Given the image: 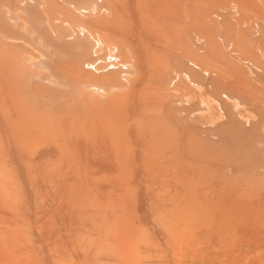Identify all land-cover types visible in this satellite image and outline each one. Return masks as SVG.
<instances>
[{
	"label": "rangeland",
	"instance_id": "374dc122",
	"mask_svg": "<svg viewBox=\"0 0 264 264\" xmlns=\"http://www.w3.org/2000/svg\"><path fill=\"white\" fill-rule=\"evenodd\" d=\"M7 1L6 0H0V111H1V113H3L2 116L0 114V116H1L0 118L3 120L0 122H2L1 126H2L3 122L6 126V127H4V125H3L2 127H0V171L4 170V171L0 172V179H1L0 180V182H1L0 187L4 184L0 188V190H1L0 191V222L2 221V224L0 223V232H2V233L4 232L6 234V236L9 235L8 236L9 239L6 236H4V233L3 234L0 233V236L3 235L2 237L6 238V240L4 239L5 243L3 241V244H1L2 240L0 241V245H1L0 249H2V251H0V252H2V253H0L1 254L0 255V264H25V262L27 264L28 262L32 261L33 259L35 261H37V259H36V257L38 256L37 255L38 254L37 253V251H38L37 250V248H38L37 243H39L40 241L37 243H33L31 245L32 240L28 236H30V234H29L30 230H32V229L40 230L42 226L43 227L40 230L41 233H43V235H45V236L47 234L46 238L44 236V238H43L44 241H42V242H46L48 244H53L54 246L58 247V249H60L59 247H61V249H62L63 245L64 246L69 245L68 248H70L71 250L74 247L73 248L74 251H76V249H78V248H79L78 250L82 249V251H80V253L83 252L82 253V256H83L82 260H80L82 256L80 255V253L78 251H76L79 253V254L76 253L77 255H75V253L73 252L75 260H73V259L72 260L74 262L78 261L76 264H87V262H88V264H97V262H98V264H110V263L116 264L114 258H112V260H110L111 262H109L108 260H105V258L102 259L104 256L102 254L106 250H108V252H110V254H111L110 255L111 257L112 256L116 257L118 254V251H120V249H121V251H122V249L123 250L125 249V251L129 250V249L126 250V248H124L125 244L123 245V248H122V243H123L122 238H124L125 235H127V233H128V235L126 236V239L129 243L124 238L126 241L124 243L128 244V245L126 244L127 246L125 245V247H127V248H129L128 246L131 245L130 244V243H132L131 241L134 240V238H132V240H131V237L132 236H138L139 232L144 227V224L146 227L149 224V222H150V224H149L150 226H148V227H151L152 230H155L154 233H157L156 234L157 238L161 237L158 233V230L156 229L157 228L156 226L160 225L158 222L160 219L157 220V218H158L157 217L155 220L154 217L153 218L151 217L152 215L151 216L148 215V214H153L154 210L156 208L158 209V211L160 210L159 213H161V214L163 213L162 216L167 213L168 221L170 224H173L177 221H181V219H183L185 217L184 221L188 223V224L186 223L187 226H185L186 224L184 225V227H181L183 225L178 226L180 229L181 228L183 229L186 227H190L191 219L194 220V219H198V218L200 219L201 218L203 220L208 216L210 217L211 215H210L209 211L211 210V204L212 203H215L217 205V206L216 205L212 206L214 208L216 207L215 208L216 213L211 211V212H213L214 217L216 216L215 218L217 220H220L222 216L224 217L223 211H226V209H233L234 211H237V212H238V210L239 211L241 210L242 212H244L245 210L250 209V207H253V206H251L253 203H254L253 204L254 207H255V204H256V206L259 207L258 203L262 202V200H260L262 197V194L264 196V191H263L264 187H262L264 185V179H263L264 175H262L263 178L260 175V172H261V174L264 173V170L262 169V168H264V165H263L264 164V119L262 117V115H264V112L261 111L262 108L264 107V104L259 105V104H261V102H263L262 100L264 99L263 98V96H264V94H263L264 93V88H263L264 87L263 86L264 80L259 81V80H262V78L257 77L259 79H256V77H254L255 74L257 75V72H254L255 68L253 69L252 66L248 65V63H247L248 67H246V65H245L246 62H244V64H243V60L240 59L242 56L240 57L239 54L236 55V53L226 52V55H227L226 57H228V54H229V58L227 60L232 62V60H234L235 56H236L237 60L238 59L241 60V61L238 60L240 62L239 64H241V66H242V64L245 65V67L247 68L246 71H245V67L244 66L243 67H244V71L246 72V74H245V72H243L244 73L243 74L240 71V70H242L243 67L239 66V64H237L238 61L235 60V61H237V63L235 61H234L235 63L232 62V63H234V64H232V66H233L232 72L236 71V73L238 72L237 74H239V73H240V75L243 74V77L245 78V82L248 85L243 83V81H244L243 79H241V78L239 79V77L236 78V76H239V75H236L235 73H232L230 71L234 75V77L236 78L235 80H237V81L233 82L232 81L234 79V77H233L232 79H229V81H230V82L228 81L229 83L227 81H225V82H223L224 85L222 87L218 85L217 87H219V88H217L216 86L212 85L213 82L212 83L210 82L211 76H209V74H207L205 72H203V74H200V72H198L197 76H199V77H196V78L200 79V77L203 76V77H205V79L208 78L209 80L204 79L203 82L196 80L195 83L194 82L190 83V85L187 88H183V87L180 88V86L178 85V80H179L180 75L183 73V71L181 70V68L180 69H178L177 67H174L176 69L172 68L171 71H169L168 75H171L173 77L169 76V77H171V79L169 78L170 80H168L167 83L169 84V82L171 80H173L172 78H174L176 76V79H174V83L172 82L174 84V86H172L174 89H172V87H170V88L165 87L166 88L165 91L168 90L166 92L167 97H168L169 93H171V91H172V93L168 97L169 100H167V97H166V100L168 102L166 100H164V102H162L163 99L161 101L162 104L164 103L163 105L165 107L169 106L168 108H172L171 110H173L175 107L176 110L174 109L173 110L174 113L172 112L173 113L172 114L171 110H169L168 108H167V110H164L165 109L164 106H163L162 111L160 109L158 110L155 100H153V102H152V100L150 102L147 101L149 99V97L147 96L149 93L146 95L148 98L147 97L146 98L145 97L140 98L141 96L145 95V93L150 91L149 89H148V91H145V92L143 91L144 93L142 92V90L139 91L142 84L144 86V82L142 81L141 75L143 74V72L145 70L144 71L141 70L142 73L140 72V74L139 73H137L136 75H134V73L130 74V75H134V77L133 76L130 77L132 79V84L130 85V82H131V79H130V82L128 83L129 86H126L127 83L123 80L124 76L127 75L128 72L122 73V72H118L117 69H113V68L109 69L108 68L109 71H104L102 74H99V73L97 74L96 72L89 70V69H91V67L88 66L89 64H91L90 61L93 62L94 58L97 59V58H99L98 56L105 54V51H104L105 49H102L100 46H98L96 44L94 45L93 41L91 42L90 40H88L86 38L87 36H84V37L79 36V37H77V39H75L74 37H71L69 34L70 28H68L69 25L71 27L72 24L76 25V23H78V18H75V16L76 15L80 16V14H78L76 9L78 7L82 8V6H81L82 4H80V3H83L84 0H80V2H79V0H76V2H75V4H77V5H75V6H77L76 9H74L75 6L74 7L72 6V5H74L73 4L74 0H69V1H71L70 4H72V5L67 4V3L65 4V3H63L62 0H61L62 3L59 0H58L59 2L57 0H54V2L56 1L57 4L59 3L58 5L55 4V6H54V8L57 7L56 9L58 11H61V13H60L56 10L58 12V14L60 13L62 16V15H64V13H67V15H68V17H67V15L65 14L67 22H64V24H63V22L62 23L59 22L58 19H60V21L61 20L64 21L65 15L63 18L62 17L59 18V16H60L59 15L58 18L56 17V19L54 18V16L55 15L57 16L58 14H55L52 18H51V16H49V15L53 14L52 12L48 11L49 8H51L50 3H49V2H51V0H45L46 5H45V3L44 4L42 3V0H40V1H38V0L30 1L29 0L28 2H30V3H28V2L21 3L23 0H18V4H16V5H15L16 0H11V1H13L12 2L13 4L12 3L9 4V2H8L9 5L7 4ZM88 1L89 0H87V1L85 0L86 3L83 4V7L84 6L86 7L87 3H89V4L91 3V1H89V2ZM43 2H44V0H43ZM66 2H67V0H66ZM39 3H41V4H39ZM47 3H49V4H47ZM78 4H80V6ZM19 5H21V6H19ZM47 5H48V7H47ZM90 5H93V3ZM3 6H5V7H3ZM103 6H105V5H103ZM72 7H73V9H72ZM87 8H88V6H87ZM44 10H45V12H44ZM74 10L77 13H75V12L73 13ZM50 11H53V10L51 9ZM56 11H54V12H56ZM104 11L106 13V10H104ZM73 14H75V15H73ZM82 16H84V15H82ZM87 16H84V17H87ZM84 17L79 18V20H81V22L83 24H86V25H87V23L90 24L91 18L88 19V20H90L88 22V20H86ZM68 19H70V20H68ZM82 19H83V21H82ZM225 19H227V16L225 17ZM56 20H58V21H56ZM70 21H72L73 23L71 22V24H70ZM230 21L231 20L228 19V22H230ZM81 22H80V24H82ZM228 22H225V24ZM74 25H72V26H74ZM77 25H79V23ZM91 25H92V23L90 24V26ZM220 32H222L224 34H221ZM220 32H219L218 36H220V34H221L220 37L224 36L226 38V36H228V33L225 32V29H222V31L220 30ZM226 33H227V35H225ZM53 36H58L59 39L57 40V37L55 39ZM224 37H222V39L221 38L219 39L217 37L218 38L217 40H218V43L227 50V48H228L227 44L230 42L228 39L230 38V40H231V37L229 35L227 40ZM253 39H254V37H252L250 39L251 45L253 44V41H254ZM189 40H190V38H189ZM190 41H192V40H190ZM194 42H196V41L194 40ZM194 42L192 41L190 43L194 47L197 46L196 51H198V49H200L202 46L199 47L198 42H196V44H194ZM230 43H229V45H230ZM134 45H135V47L133 48L134 51L136 49L138 50V48H137L138 46H136V44H133V46ZM114 46H110V48L106 51V53L112 52V51L115 52L116 49L114 48ZM98 47L100 48V51L102 50V52L99 51L100 53H96L97 50H99V49H97ZM79 51L81 53L84 51L83 53L85 55L79 54L80 53ZM80 55H82V56H80ZM186 57L190 58L188 56V54ZM92 58H93V60H92ZM80 59L82 62L80 61ZM77 60H78V63L81 62L79 66L84 67V68H80V70L85 71V72L83 71V76L87 72V74H88L87 76L89 79H84L83 77L81 78L82 75H80V74L82 73V71H79L78 67H74V65L78 66ZM125 60H123V61L125 62ZM128 60H130V59H127L126 61L128 62ZM86 62L88 63V65L83 66V64H87ZM128 63H130V62H128ZM177 65H175V66H177ZM77 68H78V71L80 74L77 73L78 71L76 72ZM130 69H131V67H130ZM250 70L251 71L253 70L254 75H253V73L250 72ZM131 71H132V69H131ZM146 71L147 72H144V78L151 77V76L147 75L149 73L148 70H146ZM248 71L250 72V74H248ZM145 74H146V76H145ZM153 74L154 73H152L151 75H153ZM79 75H80V77H79ZM214 75L216 76V74H214ZM216 77H218V76H216ZM167 78H168V76H167ZM230 78H231V76H230ZM246 78L249 80V83L247 82L248 80H246ZM253 78H255V80L253 82H251V79L253 80ZM147 79H149V78H147ZM213 79H214V77H213ZM200 80H203V78H201ZM146 82H149V81H146ZM196 82H198V83H196ZM239 82L243 87L246 86L245 87L246 89L244 90V88H243V91H242L241 85H239L241 87V89L237 87L238 89H240V91H239L240 94L238 92H236L237 88L235 86L232 87L233 89L236 88L235 91L230 86V84H233V83L236 84V86H238L237 84H239ZM255 82L257 84L260 83L262 86L261 85L256 86ZM167 83L164 86H167L168 85ZM172 83H171V85H172ZM243 84H245V85H243ZM146 85H148V83ZM150 86H151V88H150L151 90H152V88H154V90H156V88H155L156 85L154 86V85H151V83H150ZM164 86H162L163 87L162 89H164ZM247 86L250 89L249 92L256 93L255 95L257 96V100H259L260 103L257 100H254L253 94L249 93L250 96L253 98L249 97ZM158 87L159 86H157V88ZM215 87L217 88V90L218 89H220V90H218V91L216 90V92H215L214 91L216 89ZM260 88L263 89V90H260V91H262L261 93L259 91ZM170 89H172V90L169 91ZM211 90L213 91V94H216V95L212 94L213 95L212 96ZM162 91H160V92H162ZM165 91H164V93H165ZM175 91H176V93H175ZM228 91H229V93H228ZM241 91L244 93L247 91L248 97H246V95H245L246 93L245 94L241 93ZM158 92H159V90H158ZM233 92H234V95H233ZM173 93H174V95H172ZM217 93L220 94L219 98L217 96ZM222 93H223V95H221ZM150 94H151V92H150ZM160 94H158L160 97H164L163 92L161 94L162 96ZM229 94H230V96L232 94L231 97H234V98L227 96ZM257 94H262L263 96L262 95L261 96L263 99L260 100L259 99L260 97L258 98V96H260V95H257ZM241 95H243L242 98L244 97L245 100L241 98ZM137 96H139V97H137ZM226 96L231 98L232 100H229ZM144 98L146 99L147 102L144 100ZM213 98L216 100H214ZM223 98L225 99L226 102H223L224 101ZM250 98H251V100L253 99L254 101L247 100ZM179 99L181 102L178 103ZM243 100L244 101L247 100L246 103ZM169 101H170V103H169ZM161 102H158L157 104H159ZM165 102H167V104H165ZM218 102L222 103V104L220 105ZM250 102H252L253 104H250ZM227 103L229 105H227ZM196 105H198V106H196ZM253 106H254L255 110H257V108H259L260 109L259 111L263 112V114L262 113L260 114L258 112L256 113ZM258 106H260L261 108ZM179 107L183 108V109H179ZM221 107L223 110L221 109ZM159 108H161V105ZM186 109H187V111H186ZM213 109H216L215 114L214 113L212 115L209 114V111L212 112ZM232 109H234L233 110L234 112L232 111ZM254 111H255V113H253ZM223 113H225V116L223 115ZM204 114L206 115V117ZM228 114L231 116H228ZM236 114L238 115L239 120H238V117L237 118L234 117V116H237ZM202 115H204L205 118ZM114 116H116L118 119L116 117H115L116 120L113 119L112 117H114ZM235 118L237 121H234ZM109 119H111V121H109ZM112 119L114 121H112ZM225 119L227 120L226 122H225ZM230 119L231 120L234 119V120L229 122L228 120H230ZM260 119L262 121H260ZM239 121H242L245 123H243V124H241L242 122L239 123V126L242 125V127H241L242 129L241 130L239 129V134H238V131H235V130H237L239 128V127L237 128V125H238L237 123ZM252 121L254 122V125H252ZM259 121H260V124H259ZM100 122H101V125H99V127H97L96 125ZM235 122H236V124H235ZM256 122H257L258 127L256 126ZM182 123H185L184 127H186V129L188 128L189 129L188 131H190V132H187V130H185V133H184ZM12 124L17 125V129H15L16 126L13 127ZM227 124L229 125V127H230V125H232L231 127H233L234 129L230 130L231 127L229 128L227 126ZM18 125H19V127H18ZM225 125L228 128H226ZM262 125H263V127H262ZM11 127H13L15 130L12 131ZM235 127H236V129H235ZM178 128L181 129L180 133L177 132V131H179ZM204 128H206V129H204ZM210 128L211 129L213 128V129L211 130ZM194 129H196V131H194L195 134L193 133ZM215 130L217 131V133ZM225 130H227V131L229 130L228 133ZM198 131H199V134L202 131L201 132L202 136L199 134L196 135ZM219 131H221V132H219ZM240 131L245 136H242V133ZM186 132H187V134H186ZM222 132H223V134H220ZM178 133L180 135L182 134L183 136H180ZM188 133H189V135H190V133L192 135V136L190 135V138H189ZM185 134L187 135L188 139L184 138L186 136ZM217 134H219V135H217ZM10 135H11V137H10ZM220 135L226 136V137H222L223 140L220 141V139H221ZM231 135H232V138H231ZM252 136L254 137V139ZM199 137L200 138L202 137L203 140L202 139H201V141L198 140ZM247 137H248V139H247ZM100 138H102L104 141L102 139L100 140L101 142L99 140H97ZM191 138L192 139L194 138V140H192ZM205 138H207V139L205 140ZM4 139H6L8 143H6V140H4ZM190 139H191V141H195V142H193V144L199 145V146H197L198 148H196V146H195L196 149H193L194 148V147H192L193 145L190 146L192 144ZM8 140H12V141H10L12 145L10 144V142ZM96 140L99 141L98 142L99 144H97ZM187 140H188V142H187ZM212 140H214V141H212ZM228 140L230 141V143ZM202 142H203V144L201 145ZM5 143L8 145H5ZM86 143H89V145L91 147L88 150V154H87V151H86V154H85V152H83L84 154L81 153L82 151L80 152L81 154L77 153L80 151V148L82 146H84ZM223 143H225L224 144L225 147L222 146ZM185 145H187L188 148L184 147ZM8 146L9 147L13 146V148H11L13 150L16 148L19 149L20 153L19 152L16 153V154H18V155H16V157H18L20 154V157H19L20 159L17 158V160L18 161L21 160V162H23V163L21 164L20 161L19 162H17V160L15 161L16 157H15V159H13L11 157L14 160V162H17V163H14L15 167L21 168L23 166L22 168L25 169L26 173L28 172V170L30 172V173L28 172L29 174L27 173L28 181H27V179H26V181L29 184L31 183L30 184L31 185L30 187L32 188V189L30 188L31 191L35 190V191H33V193H34V195H36V197L34 196L35 199H34V197H33L34 200L32 199V202L34 203L35 208H34V206L31 207L29 205L30 202L28 201L26 196H24L25 195L24 189L21 188V186H20L22 184L17 183V182H20L21 176H18L19 177V180H18V178L15 177V176H17V174H16L17 171L15 170L16 175H14V173H13V171H14L13 169H15V167L12 164L13 160L11 159L12 161H10V157H9V155L12 156V154L8 155V152H10V151L12 152V150H8L9 149ZM201 146H202V148H201ZM206 146H207V148H205ZM3 147L6 148V149L4 148L5 151H4ZM191 147H192V149H191ZM221 147H224V148H221ZM18 149H16V150H18ZM98 149H101V151L100 150L98 151ZM93 150H94V153H96L95 155L92 152ZM115 150L118 152L117 155L121 158L122 161L119 160L118 156L115 154L116 153ZM119 150L121 152H119ZM123 150H125L124 151L125 153L126 152L132 153L129 155L132 156L133 158L132 157L130 158L129 156H127L128 154L126 155L127 159H128V157L130 159H133V160H131V162H130V160H128L129 163H127V162L123 163L124 157L120 156V155L125 154V153L124 154L122 153ZM103 151L105 153H103ZM107 151H108V153H110V154H108L109 155L108 157H111L112 160L110 158L108 159ZM113 151H114V153H112ZM136 151H138V152H136ZM167 151H169L170 153ZM66 153H68V154H66ZM102 153H103V155H102ZM76 154H78V157ZM82 154L85 158L81 157ZM45 155H48L50 160L47 157H46L47 159H43V158H45ZM87 155H89V156H87ZM91 155H93L94 157H92ZM97 155H99V160L97 159V157H98ZM104 155L107 158H104L103 157ZM14 156H15V154H14ZM116 156H117V158H116ZM41 157H43V158H41ZM126 157H125L124 161H127ZM135 157L138 159H136ZM86 158L89 161H86ZM101 158H104V159H101ZM114 158L117 161L114 162V165L109 166V164H113V161H115ZM194 158L199 163H201L200 162L201 160H202V162H204V160H205V162H204L205 164H203V163H202L203 165L200 164L204 168L202 167L200 169L201 166H199L195 163ZM92 159L93 160L96 159V161L95 160L94 161L96 162V164H98V166L96 164H93L94 161L92 163ZM97 160L99 163H101L102 166L99 163H97ZM102 160H104V161H102ZM105 160L108 162H106ZM41 161H43L44 163ZM192 161H194V163H192ZM45 162L48 166H46ZM103 162L106 163L105 166H103L105 164V163L103 164ZM117 162H118V164L120 162L122 163V164L121 163L119 164L120 166H118V168L116 167L118 165ZM206 162H207V164H206ZM107 163H108V165H107ZM189 163H191V164H189ZM11 164L13 165L14 168L11 167L12 166ZM43 164H44V166L42 167ZM123 164H125V166ZM193 164L195 166H199V169H200L198 171L199 173L198 172L195 173L196 169L195 170L193 169L195 167ZM49 165H51V166H49ZM188 165H191V167L193 166L192 169H193L194 173H193V171L191 173L190 170H192V169L189 170L187 167ZM245 165L248 167H246ZM259 165H261V166H259ZM262 165H263V167H262ZM122 166H123V168L127 166L126 168H124L125 172H123L124 170H123ZM235 166H236V168H235ZM257 166H259V168ZM27 167H28V169H27ZM49 167L51 169H48ZM96 167H98L97 168L98 173H94L93 175H91L93 173V171L96 172ZM232 167L235 169L232 170ZM44 168H46V169H44ZM93 168H94V170H92V172H91V169H93ZM154 168H155L157 175H159V176L162 175L163 177H159V176L156 177V174L154 173L155 171L152 170ZM185 168H187V170H184ZM57 169H59V170L57 171ZM129 169H131V171L133 170V172H134V173L132 172L133 176L134 177L137 176V177L132 179L130 176L132 174L129 171ZM222 169H223V171H222L223 173L221 174L220 171ZM18 170H20V169H18ZM119 170L120 171L123 170V171L120 172ZM149 170H151V172ZM228 170H230V171H228ZM33 171H34V173H33ZM184 171L187 173H185ZM21 172H22V169H21ZM35 172H36V174H35ZM113 172L114 173L116 172L115 174H117L118 172H120L121 175L123 174L124 178H123V176H122V178L124 181L126 180L125 181L126 183L128 182L127 185H124L125 182L122 181V179H120L121 177L119 176V173H118V175L113 176V175H115ZM137 172L138 173L140 172L141 174H138ZM149 172L152 174L154 173L153 176H151L152 174H150ZM215 172H216V174L214 175ZM12 173L14 176L12 175ZM257 173H259L258 175L260 176L259 177L257 175L258 179H256V175H255ZM25 174H24V177L26 178L27 176H25ZM61 174L63 176H65L66 178L63 177ZM96 174H98V175H96ZM184 174L185 175L187 174V176H184ZM194 174H196V175H194ZM217 174L220 176H216ZM87 175H89V176H87ZM100 175L102 177H100ZM148 175H149V177H148ZM188 175H190V176H188ZM201 175H202V177H201ZM204 175L209 176V178L208 177L206 178L207 181L205 180L206 181V183H204L205 185L202 184L204 182L203 179H205ZM92 176H94L93 180H92ZM111 176L114 177V180ZM141 176H143V177H141ZM195 176L197 177V180H196ZM211 176L213 179L211 178ZM221 176L223 178H220ZM58 177H59V179H58ZM95 177H96V180L94 179ZM104 177H105V179H103ZM116 177H120V178H116ZM125 177H126V179H125ZM128 177H130V179ZM185 177H186V179H185ZM216 177H217V179L219 177V180L218 181L216 180V181L219 182L220 184L222 183L221 185L217 182H216V184L213 183V181L215 182L214 179H216ZM99 178L101 179L102 182L100 181ZM151 178H152V180L154 178V180L150 183L147 182L146 179H148V181H151ZM199 178L203 181H201ZM142 179H143V181H142ZM210 179L213 181H211ZM244 179L248 180V182H250V181L252 182V183L250 182L251 184L249 187L247 186L248 182H246V181L243 182ZM249 179H251V180L249 181ZM254 179L256 181L260 180L259 181L260 184L257 183L258 186H257V184L253 185V183H256V181ZM104 180H105V182H104ZM127 180H131L132 183L130 181H127ZM116 181L118 182V184ZM134 181L136 183H134ZM144 181H146V184ZM253 181H255V182H253ZM106 182L112 183L111 185L114 188L112 186H110V184L108 187V184ZM119 182L122 184H119ZM129 182H130V184H129ZM210 182H211V184H209ZM97 183L98 184L101 183V184L98 185ZM103 183H105V184H103ZM151 183H153V184L151 185ZM223 183L224 184L226 183L227 185L231 184V186L229 185L230 187H227ZM232 183L235 187L234 189L237 188L238 191L236 193L234 190V194H236V195L232 194L234 196H231V194H230L229 197L231 196V198H229L227 196V194H225L227 196V197H225L224 193L226 192V190H227L226 193H229L228 190L233 191V189L231 188V187H233ZM5 184L8 186H6ZM37 184H39V185H37ZM199 184H201L202 186L204 185L203 187L206 186L205 187L206 189H204L203 187L200 188L201 185H199ZM213 184H214V187L212 186ZM244 184H246V185H244ZM100 185H102L103 188H101ZM119 185H121V188ZM122 185H123V187H125V188H123V190H122ZM131 185L134 187H131ZM210 185L213 187V189H212V187H210ZM222 185H224L225 188H223L224 186H222ZM57 186H58V188H57ZM105 186H106V188H105ZM147 186H148V190L151 189L152 192H151V190L148 191L146 189ZM197 186H199V187H197ZM207 186H209L210 188H208ZM215 186H218L217 189H219L220 186H221V189L222 188L226 189V187H227V189L225 190V192L220 189L222 191V194H221V196L217 197V195H219L221 193V191H219V193H218L217 190H214V189H216ZM254 186H256V187H254ZM259 186L263 189H260ZM45 187H47V188H45ZM95 187H97L98 192L93 191ZM107 187L109 189L113 190V191L111 190V193H110L111 195H109L110 191L107 190L108 189ZM246 187H248V188H246ZM257 187H258V189H257ZM20 188L23 190H21ZM61 188L64 190H62ZM75 188L78 190H76ZM188 188H190V189H188ZM228 188H231V189H228ZM12 189L15 193L12 191ZM47 189L50 191V193ZM54 189H55V191H54ZM104 189L108 193L107 196L105 194ZM119 189L122 192L126 191L125 193H123L124 199L122 198V192ZM132 189L134 190V193H133ZM137 189L140 190L139 194H138ZM207 189H210L211 191H207ZM259 189H260V191L262 190L261 192H259V193H261L260 194L261 196H259L260 201L257 199V196L259 195L257 193V191H259ZM36 190H38V191H36ZM58 190L60 191L59 193H57ZM71 190H73L74 192H77V193H74ZM144 190H147L149 194L148 193L146 194L147 191H144ZM197 190H199V191H197ZM247 190H251L252 192L254 190H257V191H254L255 193L253 192L257 196L253 195L252 192L250 193ZM115 191H116V194L113 195V193H115ZM127 191H129V193H127ZM201 191H203V192H201ZM212 191L215 192L216 195L212 194L213 193ZM46 192H47V195H45ZM119 192L121 193V195H119ZM135 192H136V194H135ZM140 192H142V193L140 194ZM193 192H195V193H193ZM210 192H211V194H210ZM39 193H41V194L39 195ZM97 193H99V194H97ZM143 193L145 194V196L147 195L148 197H150V199H147L148 197L146 196L147 197L146 198ZM204 193H206V194H204ZM57 194H59V196ZM76 194H77V196H76ZM83 194H84V196H83ZM85 194H87V196ZM134 194H135V196H134ZM151 194H154V195H151ZM195 194L197 195L198 199H197ZM42 195H43V198H42ZM61 195L62 196L64 195V196L62 197ZM78 195H80V196H78ZM100 195H101V198H100ZM108 195L112 196V198L110 197L111 200L107 198ZM128 195H130V196L128 197ZM140 195L141 196L143 195L142 197L143 198L145 197L146 200L143 199ZM75 196H76V199H74ZM119 196H120V198L118 199ZM213 196H215V197H213ZM20 197H21V200L19 201ZM58 197H60V200ZM77 197H78V199H77ZM82 197H84V198H82ZM134 198L136 200H134ZM171 198H173V200ZM43 199L46 202L42 201ZM139 199H141V200H139ZM152 199H155V201H153ZM177 199H179V200H177ZM101 200H103V202ZM124 200L129 201V204H127V205H129L128 207H131V211H130L131 213L130 212L128 213L129 218L131 219L133 216H135V218L132 219V221L131 220L127 221V222L131 223V224H129L130 226L131 225L133 226L132 231H128V230H131L129 228V226H128V229L126 228L127 231H126L125 227H122V225L120 226V224H122V220H124V223H125V216L123 219L122 218L123 215L127 214V212L125 211V208H127L126 207L127 205L126 206L123 205L125 203ZM209 200H211V201H209ZM58 201L59 202L61 201V202L59 203ZM91 201H92L93 205H92ZM108 201H109V203H111L110 205H107ZM172 201L178 202L177 206H175V204L173 206L171 203ZM191 201H194V202H192V204L190 206ZM202 201H204L203 203H205V204H203V206L206 205L205 208L206 207L207 208L210 207V208H208V209L206 208L207 210H205L204 208H200L201 206L198 207V205L195 204L196 202H197V204H200ZM105 202H106L107 206L105 205ZM159 202L161 204H163L164 207L161 206ZM206 202H208V203L211 202V203H209V206H207L208 203H206ZM71 203H73V204H71ZM126 203H128V202H126ZM151 203H153V204L155 203V204L153 205ZM228 203L231 204V206H229ZM3 204H4V206H3ZM74 204H77V205H74ZM79 204H80V206H79ZM115 204H118V205H115ZM158 204L160 205V207H157ZM84 205L87 207L85 208ZM121 205L124 206V209H122V211H121V207H122ZM149 205H153V206H149ZM200 205H202V203ZM260 205L263 206V202L260 203ZM116 206H118L117 208H119L121 206L120 211L118 209H116ZM196 206L198 207V209L196 208V210H193V209H195L193 207H196ZM218 206H222V209L221 208L218 209L219 211L223 210V211H220V212H222L221 215H220V212L217 211ZM3 207L7 210V213H6V210L3 209ZM73 207L76 211L73 209ZM161 207H162V210H161ZM191 207L193 209H191ZM77 208H79V209H77ZM89 208L92 209V211ZM262 208L263 207H261V209ZM128 209L130 210V208H128ZM157 209L155 210L154 215H156ZM253 209H256V208H253ZM11 210L15 211L14 212L15 214ZM116 210H118V212ZM212 210H213V208H212ZM79 211H80V213H79ZM109 211H111V212H109ZM124 211H125V213H123ZM86 212H88V214L89 213L90 214L88 215ZM121 212H122V214H121ZM164 212H166V213H164ZM262 212H264V211H262ZM94 213H95V215H93ZM103 213L105 216L103 215ZM112 213L115 214L116 216L113 215ZM144 213L147 214L148 217H144L145 216ZM183 213H185L184 217L180 219V215L182 216ZM255 213H257V211ZM260 213L258 211L257 214H260ZM12 214H14L15 216H13ZM71 214H72V216H69ZM217 214H218L219 218L217 217ZM257 214H253V215H256V217L258 218L259 216L263 217L264 213L260 214L259 216H257ZM81 215H83V216L81 217ZM139 215L141 216V219L139 218L140 217ZM237 215L238 214H235V215H233V217L235 216V218H236ZM242 215H243V213L240 216L243 217ZM45 216H47V217L45 218ZM13 217H15V218H13ZM30 217L32 218V220H31V222L28 223L26 220H28L27 218H30ZM106 217H107V220L105 219ZM120 217L122 218V220L120 219ZM136 217H138L139 220L138 219L137 220L139 222L142 220V218L144 219V224L142 225L143 227L141 229H140L141 226L139 227V229H137L138 221L136 220ZM241 217L239 219L233 218L232 220L233 221L235 220V222L240 221L242 219ZM244 217H246V216H244ZM82 218H83V220H82ZM86 218L90 219L89 223H88ZM93 218H95V220ZM111 218L112 219L114 218L115 220L114 219L112 220ZM126 218H128L127 215H126ZM165 218H163V219H165ZM30 219H29V221H30ZM36 219L39 221H36ZM150 219L151 220L154 219L153 220L154 224L152 223L153 221H150ZM3 220H5V222ZM22 220L25 222H22ZM69 220H70V222H69ZM103 220H105V222ZM118 220L119 221L121 220V223ZM67 221H68V224H67ZM98 221H99V223H98ZM100 221H102V222H100ZM107 221H108V223H107ZM134 221H137L136 222L137 224L135 223L136 226H134V223H133ZM197 221L195 220L194 222H197ZM78 222L79 223L81 222V224H79ZM84 222L86 224H84ZM26 223H28V224L26 225ZM50 223H51V225H50ZM102 223H103V225H101ZM106 223H107V225L104 227V225ZM116 223H118V224H116ZM141 223H143V221L140 222V225H141ZM151 223L154 226H151ZM47 224H48V226H47ZM56 224L58 225V227ZM82 224L84 225L83 228H82ZM108 224L111 225L113 230L110 229V231H113L112 232L113 234L109 233L110 231L108 232L107 229L110 228V226ZM64 225H66V226H64ZM60 226H62V227L60 228ZM192 226H194V225L192 224L191 227ZM53 227L55 229H53ZM88 227H90V228H88ZM151 228L150 229L148 228V229L151 230ZM118 229H119V231H118ZM148 229H146V230H148ZM27 230H28V232H27ZM101 230L104 231L105 234L104 233L103 234L106 236H104L102 234L103 231L101 232ZM105 230H106V232H105ZM120 231H121V233H123V235L124 234L125 235L120 236L121 234L119 235L117 233ZM59 232L61 234H59ZM131 232L133 234H130ZM106 233H108L109 235ZM52 234H54V235L56 234L57 236L54 237V235H52ZM65 234L67 235L68 238L66 237ZM92 234L93 235L97 234V235L92 237ZM262 234L264 235L263 231H262ZM262 234H257L256 236H258V235L260 236ZM75 235H77L78 237L77 236L75 237ZM130 235H131V237H130ZM107 236H110V237H107ZM111 236H113V237H111ZM156 236L154 235V238ZM2 237H1V239H2ZM24 237L27 238V241ZM47 237H49V238L47 239ZM114 237H117V239L119 238L118 239L119 241L122 239V243H120L121 241L120 242L115 241V244L113 243L114 244L113 245L112 242L114 241L113 240ZM120 237H122V238L120 239ZM71 238H73L74 240H78V241H76L77 243L75 241H73ZM83 239L84 240L86 239V241H83ZM108 239H110V240H108ZM260 239L264 240V237H263V239L262 238H260ZM91 240H95V242L94 241H93L94 243L89 242ZM79 241H80V243H79L80 245L78 244ZM84 242H86V243H84ZM116 242L120 243L121 247H120V244H116ZM22 243H25V244H22ZM92 243L94 246L92 245ZM134 243L135 242L133 241L132 246H134ZM104 244L107 245V249L103 247ZM99 245L100 246L102 245L101 247H103V248H99L100 247ZM115 245L116 246L119 245V247L116 248ZM29 246H33V247L35 246V247L33 248V247H29ZM132 246H130L131 247L130 249H132ZM1 247H4V248H1ZM87 247L88 248L92 247V250L90 248L91 252L89 249H88V251L86 250ZM210 247H211V245H210ZM5 248L7 249V251ZM22 248H24L25 251L28 248V250L30 249L29 251H31V252H29V251L25 252L24 250H22ZM94 248H96V249H94ZM193 248H194V245H193V247L192 246L190 247L189 252H193ZM211 248H210V250H214V251H217L216 249H218V248L215 249V247H214V249H211ZM262 248H260V249H262ZM99 249H101V252L103 249H106V250H103V252L101 254L102 257H100V255H98L99 257L97 256L100 259H98V258L95 259V260H97V262H95L93 259V257L95 256L94 253L96 252V255H97V252H98V254L101 253V252H99ZM256 249L257 248H255V250ZM11 250H12V252H11ZM95 250H97V251H95ZM116 250H117V253L115 252ZM219 250L221 251V249H219ZM255 250H254V252L257 253V250L256 251ZM262 250L264 252V249H262ZM20 251H22V253ZM218 251H217V253H218ZM112 252H113V255H112ZM122 252H119V253H122ZM263 252H259V250H258V254L261 253V255H262ZM27 253L33 259L30 258L28 260L29 256ZM34 254H36V255H34ZM73 254H71V256ZM108 254L106 256H108ZM16 255H17V257H16ZM78 255H80V257H77ZM252 255H253V253H252ZM71 256H70V258H72ZM255 256H259V255L256 254ZM19 258H20V261H19ZM26 259L28 260V262ZM64 260H68V258L64 259ZM90 260H92V261H90ZM35 261H34V263H35ZM89 261H90V263H89ZM116 261H117V264H118V262L121 264V262H120L121 260L120 261L116 260ZM32 263H29V264H32ZM36 264H37V262H36Z\"/></svg>",
	"mask_w": 264,
	"mask_h": 264
},
{
	"label": "bare ground",
	"instance_id": "6f19581e",
	"mask_svg": "<svg viewBox=\"0 0 264 264\" xmlns=\"http://www.w3.org/2000/svg\"><path fill=\"white\" fill-rule=\"evenodd\" d=\"M7 1V0H6ZM29 0H23L21 3H26V2H28ZM30 1H33V0H30ZM35 1V0H34ZM38 1H40V0H38ZM58 1V0H57ZM61 3H62V1H63V3H67V4H70L71 3V1H69V0H67V2H66V0H59ZM58 1V2H59ZM87 1V0H86ZM89 1H91V3L90 4H92L93 3V5H90L89 3H87V6H88V8H87V6L84 8L83 7V4L84 3H86L85 2V0H84V2L83 3H80V4H82L81 6H82V8H80V7H78L77 9H76V7L77 6H75V5H77V4H75V2H76V0H74V5H72V4H70V5H72L73 7H74V9H76L77 10V12H78V14H80V16L83 18L84 16H87V17H84L86 20H88V19H90V20H88V22L90 21L91 23H92V27L90 26V24L89 23H87V25L86 24H83L82 22H81V20H79V18H81L80 16H75V18H78V23H79V25H77L78 23H76V25H74V24H72V25H74V26H72L71 25V27H70V25H69V27L68 28H70L69 29V34H70V36L71 37H74L75 39H77V37H79V36H82V37H84V36H87L86 38L88 39V40H90L91 42L93 41V44L95 45H98V46H100L102 49H105L104 51H105V54H102V55H100V56H98L99 58H97V59H95L94 58V60H93V58H92V60H93V62L92 61H90L91 62V64H89L88 65V63L87 64H83V66L85 65H88V66H90L91 67V69H89V70H92V71H94V72H96L97 74L99 73V74H102L104 71H109V69H117V71L118 72H122V73H126V72H128V74L127 75H125L124 76V81L127 83V85L126 86H129V82H130V77L131 76H133L134 77V75H136L137 73H139L140 74V72L142 73V71L141 70H145L144 72H147L146 70H148V72L150 73H146L148 76H151V77H147V78H149V79H147V78H144V72H143V74L141 75L142 77V81L144 82V86H143V84H142V86H141V88L139 89V91L140 90H142V92L144 91H148V89L150 90V91H148L147 93H145V95H143V96H141L140 98H142V97H149V99L147 100V101H151L152 100V102H153V100H155L156 101V105H157V108H158V110L160 109L161 111H162V109H163V104H162V102H164V100H166V97H167V91H165V89L167 88V87H172V86H174V79H176V76L174 77V78H172L173 80H171L170 82H169V84L167 83V81L168 80H170L171 79V77H173V76H171V75H168V73H169V71H171V69L172 68H174V67H177L178 69H180L181 68V70L183 71V73L180 75V77H179V80H178V85L180 86V88H187L189 85H190V83H192V82H194L195 83V81L197 80V81H204V79H205V77H203V76H201L200 77V79L201 78H203V80H200L199 78H196V77H199V76H197V73L198 72H200V74H203V72H205V73H207V74H209V76H211V80H210V82L212 83L213 82V86H223L224 85V83L223 82H225V81H229V79H232L233 77H234V75L232 74V73H235L236 75H239V76H236V78H238L239 77V79L241 78V79H243L244 81H243V83H245L246 84V82H245V78L243 77V72H245L246 71V67H248L247 66V63H248V65L249 66H252V68L254 69L255 68V71L254 72H257V75L255 74V76L254 77H256V79H259V78H262V80H259V81H263L264 80V0H89ZM88 1V2H89ZM104 1V2H103ZM8 2H9V4L10 3H12L13 1H11V0H8L7 1V4H8ZM73 2V1H72ZM79 2H80V0H79ZM82 2V1H81ZM103 2V3H102ZM20 3V2H19ZM20 3V4H21ZM28 3H30V2H28ZM27 3V4H28ZM35 3V2H34ZM42 3L44 4L45 3V0H44V2H43V0H42ZM50 3V6H51V8H49V12H52L51 14L52 15H49V16H51V18L55 15V14H58V12H60L61 13V11H58L56 8H54V6H55V4H57L56 3V1L54 2V0H51V2H49ZM49 3H47V4H49ZM105 3V4H104ZM8 4V5H9ZM13 4V3H12ZM16 4H18V0H16V3H15V5ZM39 4H41V3H39ZM59 4V3H58ZM57 4V5H58ZM80 4H78L79 6H80ZM89 4V5H88ZM105 5V6H103V5ZM45 5H46V3H45ZM12 6V5H11ZM19 6H21V5H19ZM23 6V5H22ZM3 7H5V6H3ZM17 7V6H16ZM47 7H48V5H47ZM73 7H72V9H73ZM4 9V8H3ZM53 10V11H50V10ZM58 12H57V11ZM104 10H106V13H105V11ZM54 11H56V12H54ZM44 12H45V10H44ZM43 12V13H44ZM77 13L75 10L73 11V13ZM58 14L57 16L55 15L54 16V18L56 19V17L58 18V16H59V18H63L64 17V15L66 14L67 15V13H64V15H62L61 16V14ZM93 14V15H92ZM66 15H65V19H64V21L63 20H61L60 21V19H58L59 20V22H63V24H64V22H67L66 21ZM73 15H75V14H73ZM82 15H84V16H82ZM227 16V19H225V17ZM67 17H68V15H67ZM89 17V18H88ZM53 18V19H54ZM232 18V19H231ZM228 19L229 20H231L230 22H228ZM58 20H56V21H58ZM68 20H70V19H68ZM85 20V21H86ZM227 20V21H226ZM55 21V20H54ZM82 21H83V19H82ZM71 22L72 21H70V24H71ZM80 22L83 24H80ZM225 22H228V23H226L225 24ZM73 23V22H72ZM225 24V25H224ZM87 27H86V26ZM222 26V27H221ZM222 29H225V32H227L228 33V36H226V38L224 37V36H222V37H224L226 40H227V38L229 37V35H230V37H231V40H230V38L228 39L229 41V43H230V45H229V43L227 44L228 45V48H227V50L223 47V46H221L219 43H218V38L220 39H222V37H220L221 36V34H224V33H222V32H220V30L222 31ZM219 32L221 33L220 34V36H218L219 35ZM227 33L225 34V35H227ZM55 39H56V37H57V40L59 39L58 38V36H53ZM218 37V38H217ZM252 37H254V41H253V44L251 45L250 44V39L252 38ZM189 38H190V40H192L193 42H194V40L196 41V42H198V45H199V47H201L200 49H198V51H196L197 49H196V47H194L193 45H191V43L190 42H192V41H190L189 40ZM190 41V42H189ZM80 42V41H79ZM115 44H114V43ZM196 42H194V44H196ZM111 45H110V44ZM252 43V42H251ZM133 44H136V46H138L137 48H138V50L136 49L135 51H134V47H135V45L133 46ZM193 44V43H192ZM250 44V45H249ZM81 45V44H80ZM115 45V46H114ZM83 46V45H82ZM110 46H114V48L116 49L115 50V52L114 51H112V52H107L106 53V51L110 48ZM85 47V46H84ZM87 48V47H86ZM97 49H99V50H97V52L96 53H100V52H102V50L100 51V48L98 47ZM86 50V49H85ZM88 51V50H87ZM100 51V52H99ZM80 52V51H79ZM84 52V51H83ZM79 53V54H83V55H85L84 53ZM226 52H228V53H236V55L237 54H239L240 55V59H242L243 60V64H244V62H246L245 63V65H246V67H245V65H243L242 64V66H241V64H239L240 62L239 61H241V60H237L236 59V56H235V59L234 60H232V62H234L235 60H237L238 61V63H237V61H235L237 64H239V66H241V67H245V71H244V67L242 68V70H240L243 74H241L240 75V73L239 74H237L236 73V71L235 72H232L233 71V66H232V64H234V63H232L231 61H229V60H227L228 58H229V54H228V57H226L227 55H226ZM104 53V52H103ZM187 54H188V56L190 57V58H188V57H186L187 56ZM225 54V55H224ZM224 55V56H223ZM238 55V56H239ZM80 56H82V55H80ZM237 56V57H238ZM97 57V56H96ZM226 57V58H225ZM239 58V57H238ZM127 59H130V60H128V62H130V63H128L126 60ZM123 60H125V62L123 61ZM246 60V61H245ZM80 61H81V59H80ZM110 61V62H109ZM76 62V61H75ZM82 62V61H81ZM81 62H79L78 63V60H77V63H78V66H75L74 65V67H78L79 68V71H82V73L80 74L79 73V71H78V68H77V70H76V72L78 73V74H80V75H82L81 76V78L83 77L84 79H89L88 78V74H87V72H86V74H84V76H83V71L84 70H80V68H84V67H80L79 65H80V63ZM84 63V62H83ZM76 64V63H75ZM178 64V65H177ZM77 65V64H76ZM82 65V64H81ZM113 65V66H112ZM175 65H177V66H175ZM130 67H131V69H132V71H131V69H130ZM109 68V69H108ZM250 68V67H249ZM251 68V69H252ZM76 69V68H75ZM174 69H176V68H174ZM197 70V71H196ZM152 71V72H151ZM158 71V72H157ZM181 71V72H182ZM232 73H231V72ZM85 72V71H84ZM202 72V73H201ZM250 72L251 73H253V75H254V72H253V70L251 71L250 70ZM250 72L248 71V74H250ZM134 73V75H130V74H133ZM152 73H154L153 75H151ZM77 74V75H78ZM146 74H145V76H146ZM196 74V75H195ZM214 74H216V76H218V77H216ZM245 74H246V72H245ZM80 75H79V77H80ZM87 77H86V76ZM130 75V76H129ZM153 76V77H152ZM167 76H168V78H167ZM169 76H171V77H169ZM206 76V75H205ZM230 76H231V78H230ZM241 76V77H240ZM86 77V78H85ZM132 77V78H133ZM139 77V76H138ZM156 77V78H155ZM207 77V76H206ZM213 77H214V79H213ZM257 77H259V78H257ZM152 78V79H151ZM155 78V79H154ZM170 78V79H169ZM210 78V77H209ZM235 77H234V79L232 80L233 82L234 81H237V80H235L236 79ZM208 79V78H207ZM207 79H205V80H207ZM213 79V80H212ZM149 81V82H146V81ZM152 80V81H151ZM209 80V79H208ZM246 80H248L247 78H246ZM255 80V78H253V80L251 79V82H253ZM176 81V80H175ZM240 81V80H239ZM173 82V83H172ZM230 82V81H229ZM228 82V83H229ZM248 83H249V80L247 81ZM148 83V85H146ZM150 83H151V85H156V90H154V88H152V90L150 89L151 88V86H150ZM154 83V84H153ZM166 83L169 85H167V86H164V85H166ZM171 83H172V85H171ZM193 83V84H194ZM196 83H198V82H196ZM200 83V82H199ZM256 83V82H255ZM264 83V82H263ZM132 84V79H131V82H130V85ZM202 84V83H201ZM234 84V83H233ZM230 84V86H231V88L233 87V86H235L236 88L238 87V88H240L241 89V87H242V91H243V88H244V90L246 89L245 87H243L241 84H240V82H239V84H237L238 86H236V84ZM245 84H243V85H245ZM254 84V83H253ZM171 85V86H170ZM198 85V84H197ZM239 85H241V87L239 86ZM246 85H248V84H246ZM257 85H261L260 83L259 84H257L256 83V86ZM150 86V87H149ZM157 86H159L158 88H157ZM162 86H164V89H162L163 87ZM199 86V85H198ZM262 86V85H261ZM264 86V85H263ZM153 87V86H152ZM166 87V88H165ZM176 87V86H175ZM202 87V86H201ZM215 87V88H216ZM248 87V86H247ZM144 88V89H143ZM160 88V89H159ZM168 88V89H169ZM217 88H219V87H217ZM217 88L214 90L215 92H216V90H217ZM235 88V89H236ZM236 89V92H238L239 93V91H240V89ZM264 88V87H263ZM146 89V90H145ZM172 89H174L173 87H172ZM172 89H170L169 91H171ZM214 89V88H213ZM212 89V90H213ZM233 89V88H232ZM235 89H233L234 91H235ZM158 90H159V92L160 91H162L163 92V96L164 97H160L158 94H162V92H158ZM211 90V91H212ZM218 90H220V89H218ZM217 90V91H218ZM238 90V91H237ZM260 90H263V89H259V91ZM164 91H165V93H164ZM241 91V93H244V92H242ZM250 91V89H249V87H248V95H249V97H251L250 96V94H253L254 95V100H257V96L255 95L256 93H251V92H249ZM258 91V92H259ZM143 92V93H144ZM150 92H151V94H150ZM222 92V91H221ZM257 92V93H258ZM262 91H260V93H261ZM140 93V92H139ZM149 93V94H148ZM156 93V94H155ZM169 93V92H168ZM171 93H172V91H171ZM171 93H169V95H168V97L170 96V94ZM175 93H176V91H175ZM228 93H229V91H228ZM246 93V94H245ZM244 94L246 95V97H248V95H247V91L245 92ZM250 93V94H249ZM148 94V95H147ZM154 96H153V95ZM160 94V95H161ZM213 94V91H212V93H211V95ZM225 94V93H224ZM240 94V93H239ZM264 94V93H263ZM147 95V96H146ZM150 95V96H149ZM156 95V96H155ZM158 95V96H157ZM172 95H174V93L172 94ZM213 95H216V94H213ZM212 95V96H213ZM220 94H218L217 93V96H218V98L220 97L219 96ZM221 95H223V93L221 94ZM233 95H234V92H233ZM244 95V96H245ZM257 95H260V96H258V98L261 100V99H263L264 98V96L262 95V94H257ZM263 96V98H262V96ZM162 96V95H161ZM180 96V95H179ZM178 96V97H179ZM225 96V95H224ZM227 96H230V94L229 95H227ZM226 96V97H227ZM231 96H232V94H231ZM230 96V97H231ZM242 96L243 95H241V98H242ZM256 96V97H255ZM137 97H139V96H137ZM147 97V98H148ZM152 97V98H151ZM154 97V98H153ZM156 97V98H155ZM160 97V98H159ZM167 97V100H169V98ZM144 98V100L146 101V99ZM159 98V99H158ZM216 98V97H215ZM222 98V97H221ZM229 100H232L231 98H234V97H231V98H229V97H227ZM251 98H253V97H251ZM251 98L250 99H247V100H250V101H254L253 99L251 100ZM162 99H163V101H162ZM177 99V98H176ZM214 99V98H213ZM217 99V98H216ZM216 99H214V100H216ZM224 99V98H223ZM242 99H244L245 100V98L243 97ZM140 100V99H139ZM166 100V101H167ZM171 100V99H170ZM222 100V99H221ZM220 100V101H221ZM243 100V101H244ZM246 100V101H247ZM146 101V102H147ZM162 101V102H161ZM218 101V100H217ZM223 101V100H222ZM246 101H244L245 103H246ZM258 102H259V100H257ZM263 102H261V104H259V105H263L264 104V99L262 100ZM158 102H161V103H159V104H157ZM168 102V101H167ZM167 102H165V104H167ZM173 102V101H172ZM179 102H181L180 101V99H179V101H178V103ZM223 102H226L225 101V99H224V101ZM257 102V103H258ZM169 103H170V101H169ZM176 103V102H175ZM183 103V102H182ZM219 103V102H218ZM249 103V102H248ZM260 103V102H259ZM173 104V103H172ZM184 104V103H183ZM220 105L222 104V103H219ZM224 104V103H223ZM250 104H253L252 102H250ZM160 105H161V108H159L160 107ZM227 105H229L228 103H227ZM226 105V106H227ZM159 106V107H158ZM168 106V105H167ZM174 106V105H173ZM196 106H198V105H196ZM232 106V105H231ZM165 107V106H164ZM169 107V106H168ZM168 107H165V109L164 110H167V108ZM177 107V106H176ZM192 107V106H191ZM229 107V106H228ZM250 107V106H249ZM256 107V106H255ZM258 107H260V106H258ZM178 108V107H177ZM201 108V107H200ZM199 108V109H200ZM231 108V107H230ZM253 108H254V106H253ZM257 108V107H256ZM261 108V107H260ZM169 110H171L172 108H168ZM174 109H175V107H174ZM173 109V110H174ZM179 109H183V108H180L179 107ZM221 109H222V107H221ZM227 109V108H226ZM173 110H171V113L173 112L174 113V111ZM176 110V109H175ZM223 110V109H222ZM234 109H232V111H233ZM254 110H255V108H254ZM260 109L259 108H257V110H255L256 111V113L258 112V113H262L263 114V112H264V107L262 108V110L261 111H263V112H260L259 111ZM186 111H187V109H186ZM255 111L253 112V113H255ZM160 112V111H159ZM215 112H216V109H213L212 110V112L211 111H209V114H215ZM223 112V111H222ZM234 112V111H233ZM172 113V114H173ZM188 113V112H187ZM232 113V112H231ZM0 114H1V116L3 115V113H1V111H0ZM176 114V113H175ZM174 114V115H175ZM207 114V113H206ZM233 114V113H232ZM205 115V114H204ZM204 115H202L203 117H204ZM223 115L225 116V113H223ZM234 115V114H233ZM237 115V114H236ZM0 116V117H1ZM186 116V115H185ZM190 116V115H189ZM188 116V117H189ZM228 116H231V115H229L228 114ZM261 116V115H260ZM115 117L116 116H114V117H112L113 119H115ZM205 117H206V115H205ZM204 117V118H205ZM227 117V116H226ZM233 117V116H232ZM234 117H238V115L237 116H234ZM262 117H263V119H264V115H262ZM117 118V117H116ZM186 118V117H185ZM190 118V117H189ZM188 118V119H189ZM201 118V117H200ZM236 118H235V120L234 121H237L236 120ZM1 119V118H0ZM112 119V121H114ZM118 119V118H117ZM187 119V120H188ZM259 119V118H258ZM116 120V119H115ZM185 120V119H184ZM233 120H228L229 122H231V121H233ZM238 120H239V117H238ZM0 121H3L2 119L0 120ZM108 121V120H107ZM109 121H111V119H109ZM186 121V120H185ZM201 121V120H200ZM227 120L225 119V122H226ZM258 121V120H257ZM260 121H262L261 119H260ZM260 121H259V124H260ZM240 122H242V121H239L237 124V130H235V131H238V134H239V129L241 130L242 128V125L241 126H239V123ZM251 122V121H250ZM249 122V123H250ZM1 123L2 122H0V127H2L3 125H4V127H6L5 126V124H4V122H3V124H2V126H1ZM103 123V122H102ZM188 123V122H187ZM243 123H245V122H242L241 124H243ZM18 124V123H17ZM183 124V130H184V133H185V130H187V132H190V131H188L189 129L187 128L186 129V127H184L185 125V123H182ZM219 124V123H218ZM230 124V123H229ZM235 124H236V122H235ZM99 125H101V122L100 123H98L96 126L97 127H99ZM222 125V124H221ZM247 125V124H246ZM252 125H254V122L252 121ZM12 126L13 127H15V129H17V125H15V124H12ZM190 126V125H189ZM226 126V125H225ZM227 126L229 127V125L227 124ZM226 126V128H228ZM232 125H230V127H231ZM234 126V125H233ZM256 126H257V122H256ZM3 127V128H4ZM13 127H11V130L13 131V130H15ZM18 127H19V125H18ZM229 127V128H230ZM258 127V126H257ZM262 127H263V125H262ZM13 128V129H12ZM182 128V127H181ZM202 129V128H201ZM200 129V130H201ZM204 129H206V128H204ZM211 129V128H210ZM213 129V128H212ZM211 129V130H212ZM222 129V128H221ZM225 129V128H224ZM232 129H234L233 127H231V129L230 130H232ZM235 129H236V127H235ZM178 130L179 131H177V132H179L180 133V131H181V129L180 128H178ZM208 130V129H207ZM206 130V131H207ZM194 131H196V129H194L193 130V133L195 134V132ZM216 131V130H215ZM225 131H227V130H225ZM229 131V130H228ZM228 131H227V133H228ZM234 131V132H235ZM254 131V130H253ZM252 131V132H253ZM187 132H186V134H187ZM202 132V131H201ZM201 132H200V134H199V131L197 132V134L196 135H201L202 136V134H201ZM209 132V131H208ZM211 132V131H210ZM219 132H221V131H219ZM218 132V133H219ZM241 132V131H240ZM245 132V131H244ZM255 132V131H254ZM15 133V132H14ZM178 133V134H179ZM182 133V132H181ZM216 133H217V131H216ZM232 133V132H231ZM230 133V134H231ZM236 133V132H235ZM242 133V132H241ZM12 134V133H11ZM177 134V135H178ZM183 134V133H182ZM180 135V136H183V135ZM185 134V135H186ZM193 134V135H194ZM220 134H223V132L222 133H220ZM245 134V133H244ZM188 135H189V133H188ZM190 135H191V133H190ZM190 135H189V138H190ZM217 135H219V134H217ZM235 135V134H234ZM192 136V135H191ZM212 136V135H211ZM221 136V135H220ZM242 136H245V135H243V133H242ZM254 136V135H253ZM252 136V137H253ZM8 137V136H7ZM10 137H11V135H10ZM198 137V136H197ZM222 137H226V136H221V139H220V141L221 140H223V138ZM230 137V136H229ZM234 137V136H233ZM13 138V137H12ZM184 138H187L188 139V137H187V135L184 137ZM183 138V139H184ZM208 138V137H207ZM207 138H205V140L207 139ZM231 138H232V135H231ZM236 138V137H235ZM102 138H100V139H97V140H101ZM192 139V138H191ZM191 139H190V141H191ZM198 139V138H197ZM201 139L203 140V138L201 137H199V139L198 140H200L201 141ZM247 139H248V137H247ZM253 139H254V137H253ZM4 140H6V139H4ZM96 140V141H97ZM103 140V139H102ZM192 140H194V138L192 139ZM246 140V139H245ZM9 142L10 141H12V140H8ZM99 141H97V144H99L98 142ZM104 141V140H103ZM107 141V140H106ZM212 141H214V140H212ZM211 141V142H212ZM229 141V140H228ZM254 141V140H253ZM3 142V141H2ZM101 142V141H100ZM187 142H188V140H187ZM186 142V143H187ZM192 142V144L190 145V146H192V147H194L193 149H196V148H198L197 146H199V145H196V144H193V142H195V141H191ZM199 142V141H198ZM224 142V141H223ZM6 143H8L7 142V140H6ZM5 143V145H8V144H6ZM106 143V142H105ZM185 143V144H186ZM200 143V142H199ZM215 143V142H214ZM222 143V142H221ZM227 143V142H226ZM229 143H230V141H229ZM233 143V142H232ZM231 143V144H232ZM10 144H11V142H10ZM188 144V143H187ZM203 144V142L201 143V145ZM224 144L225 143H223V145L222 146H224ZM246 144V143H245ZM12 145V144H11ZM102 145V144H101ZM189 145V144H188ZM4 146V145H3ZM195 146H196V148H195ZM209 146V145H208ZM228 146V145H227ZM234 146V145H233ZM6 147V146H5ZM5 147H3V149L5 148ZM9 147V146H8ZM7 147V148H8ZM104 147V146H103ZM184 147H187L188 148V146L187 145H185ZM192 147H191V149H192ZM217 147V146H216ZM225 147V146H224ZM224 147H221V148H224ZM11 148H13V146H11V147H9V149L8 150H12V152L10 153V152H8V155L9 154H12V156L11 155H9V157H10V161H12L13 159H15V157H16V155H18V154H16V153H18L19 152V149L18 148H16V149H18V150H16V149H11ZM82 148V149H81ZM80 148V151L79 152H77V153H79V154H81V153H83V152H85V154H86V151H87V154H88V150H89V148H91L90 147V145H89V143H86L84 146H82ZM102 148V147H101ZM106 148V147H105ZM190 148V147H189ZM200 148V147H199ZM201 148H202V146H201ZM205 148H207V146L205 147ZM213 148V147H212ZM6 149V148H5ZM5 149H4V151H5ZM29 149V148H28ZM97 149V148H96ZM216 149V148H215ZM242 149V148H241ZM7 150V151H8ZM91 150V149H90ZM101 151V149H98V151ZM104 150V149H103ZM108 150V149H107ZM118 150V149H117ZM121 150V149H120ZM119 150V152H121ZM190 150V149H189ZM82 151V152H81ZM105 151V150H104ZM103 151V153H105ZM116 151V150H115ZM125 150H123L122 151V153L124 154L125 152H124ZM192 151V150H191ZM224 151V150H223ZM237 151V150H236ZM15 152V153H14ZM81 152V153H80ZM93 153H94V150L92 151ZM136 152H138V151H136ZM161 152V151H160ZM167 152H169V151H167ZM166 152V153H167ZM20 153V152H19ZM44 153V152H43ZM92 153V154H93ZM103 153H102V155H103ZM112 153H114V151L112 152ZM135 153V152H134ZM170 153V152H169ZM14 154H15V156H14ZM66 154H68V153H66ZM84 154V153H83ZM83 154H82V156L81 157H83V158H85L84 156H83ZM96 153H94V155H95ZM108 154H110V153H108V151H107V157L109 156ZM116 155L118 154V152L116 151V153H115ZM120 154V153H119ZM128 154V155H127ZM129 154H132V153H125L124 155H120V156H122V157H124V159H123V163H125V162H127V163H129V161L128 160H130V162H131V160H133V159H130L132 156H130ZM77 155V157H78V154H76ZM126 155L127 156H129L128 157V159H127V157H126ZM87 156H89V155H87ZM92 157H94L93 155H91ZM98 157H97V159L99 160V155H97ZM118 156V155H117ZM117 156H116V158H117ZM187 156V155H186ZM13 159H12V158ZM20 157V154H19V156L18 157H16V159H15V161L17 160V158L18 159H20L19 158ZM49 158V156L48 155H45V158H43V157H41V158H43V159H47V158ZM74 157V156H73ZM96 157V156H95ZM104 158H107L105 155L103 156ZM125 157H126V160L127 161H124L125 160ZM104 158H101V159H104ZM111 159V157H108V159ZM118 158H119V160H121V158L118 156ZM133 158V157H132ZM136 158V157H135ZM141 158V157H140ZM9 159V158H8ZM12 159V160H11ZM42 159V160H43ZM91 159V158H90ZM107 159V160H108ZM115 159V158H114ZM113 159V160H114ZM136 159H138V158H136ZM199 159V158H198ZM197 159V160H198ZM49 160H50V158H49ZM85 160V159H84ZM95 161H96V159H94ZM93 159H92V163H93V161H94ZM98 160H97V163H99L98 162ZM112 160V159H111ZM140 160V159H139ZM201 160V159H200ZM228 160V159H227ZM243 160V159H242ZM20 162H21V160H19ZM18 160H17V162H19ZM48 161V160H47ZM53 161V160H52ZM86 161H89V160H87V158H86ZM94 161V163L93 164H96V162ZM102 161H104V160H102ZM106 161V160H105ZM117 160L115 159V161H113V164H109V166L110 165H114V162H116ZM122 161V160H121ZM191 161V160H190ZM194 161H195V163L197 164V165H199V166H201L200 164H205L204 162H205V160H204V162H202V160L200 161L201 163H199V162H197L196 160H195V158H194ZM194 161H192V163H194ZM13 163V165H14V163H17V162H14V160L12 161ZM41 162H43V161H41ZM101 162V161H100ZM106 162H108V161H106ZM23 162H21V164H22ZM44 163V162H43ZM105 162H103V164H104ZM110 163V162H109ZM121 163V162H120ZM119 163V164H120ZM199 163V164H198ZM7 164V163H6ZM11 164V165H12ZM45 164H46V162H45ZM51 164V163H50ZM85 164V163H84ZM87 164V163H86ZM100 165H101V163H99ZM116 164V163H115ZM117 164H118V162H117ZM117 165L116 167L118 168V166H120V165ZM122 164V163H121ZM189 164H191V163H189ZM202 164V165H203ZM206 164H207V162H206ZM245 164V163H244ZM247 164V163H246ZM9 165V164H8ZM7 165V166H8ZM13 165L11 166V167H13ZM97 166H98V164H96ZM106 165V163L103 165V166H105ZM107 165H108V163H107ZM124 166H125V164H123ZM194 165V164H193ZM264 165V164H263ZM263 165H262V167H263ZM19 166V165H18ZM44 166V164L42 165V167ZM46 166H48L47 164H46ZM49 166H51V165H49ZM95 166V165H94ZM102 166V165H101ZM128 166V165H127ZM126 166V167H127ZM195 166V165H194ZM199 166H195L194 168H193V166L191 167V165H188L187 167H188V169L190 170V169H196V171H195V173L196 172H198L203 166H201L200 167V169H199ZM205 166V165H204ZM246 166V165H245ZM259 166H261V165H259ZM259 166H257L258 168H259ZM14 167H15V165H14ZM13 167V168H14ZM23 167V166H22ZM16 168L15 167V169H13L14 171H13V173H14V175H16L17 174V176H15L16 178H18V180H19V177L18 176H21L20 177V182H17V183H19V184H22V185H20L21 186V188H23L24 189V193H25V195L24 196H26V198L28 199V201L30 202L29 203V205L32 207V206H34V208H35V205H34V203L32 202V199H33V197L35 196L36 197V195H34V193H33V191H35V190H33V191H31V183L29 184L27 181H28V176H27V173L29 172V170H28V172L26 173L25 172V169H23V168ZM54 167V166H53ZM60 167V166H59ZM58 167V168H59ZM85 167V166H84ZM83 167V168H84ZM108 167V166H107ZM126 167H124V168H126ZM191 167V168H190ZM231 167V166H230ZM246 167H248V166H246ZM95 168V167H94ZM94 168L93 169H91V172H92V170H94ZM97 168L98 167H96V172L95 171H93V173L91 174V175H93L94 173H98V170H97ZM100 168V167H99ZM109 168V167H108ZM114 168V167H113ZM120 168V167H119ZM122 168H123V166H122ZM124 168H123V170H124ZM204 168V167H203ZM235 168H236V166H235ZM235 168H233L232 167V170H234ZM261 168V167H260ZM3 169V168H2ZM18 169H20V170H18ZM21 169H22V172H21ZM27 169H28V167H27ZM30 169V168H29ZM44 169H46V168H44ZM43 169V170H44ZM48 169H51L50 167L48 168ZM54 169V168H53ZM104 169V168H103ZM112 169V168H111ZM151 169V168H150ZM193 169L192 170H190L191 171V173H192V171H193ZM263 170H264V168H262ZM15 170L17 171V173L15 174ZM59 169H57V171H58ZM87 170V169H86ZM89 170V169H88ZM122 170V171H123ZM152 170H154L155 171V168L154 169H152ZM184 170H187V168H185ZM1 171H4V170H1ZM0 171V172H1ZM19 171V172H18ZM26 173H24V172ZM31 171V170H30ZM81 171V170H80ZM100 171V170H99ZM120 171V170H119ZM122 171H120V172H122ZM129 171L131 172V174H132V172H133V170L131 171V169H129ZM140 171V170H139ZM150 172H151V170H149ZM218 171V170H217ZM223 171V169L220 171L221 172V174L223 173L222 172ZM228 171H230V170H228ZM37 172V171H36ZM36 172H35V174H36ZM48 172V171H47ZM102 172V171H101ZM112 172V171H111ZM120 172H118L119 173V176L121 177H116V178H120V179H122V181H124L123 180V178H124V176H123V174L121 175L120 174ZM123 172H125V170L123 171ZM149 172V173H150ZM185 172V171H184ZM204 172V171H203ZM13 173H12V175H13ZM20 173V174H19ZM30 173V172H29ZM28 173V174H29ZM33 173H34V171H33ZM38 173V172H37ZM44 173V172H43ZM82 173V172H81ZM87 173V172H86ZM90 173V172H89ZM114 173V172H113ZM116 173V172H115ZM114 173V174H115ZM118 173L117 174H115V175H113V176H116V175H118ZM134 173V172H133ZM138 173V172H137ZM148 173V174H149ZM155 174H156V177H158L159 175H157V173H156V171L154 172ZM153 173V174H154ZM185 173H187V172H185ZM193 173H194V171H193ZM199 173V172H198ZM218 173V172H217ZM227 173V172H226ZM19 174V175H18ZM24 174H25V176H27L26 178L24 177ZM34 174V175H35ZM45 174V173H44ZM48 174V173H47ZM80 174V173H79ZM125 174V173H124ZM128 174V173H127ZM126 174V175H127ZM130 174V173H129ZM138 174H141L140 172L138 173ZM150 174H152V173H150ZM153 174L151 175V176H153ZM180 174V173H179ZM178 174V175H179ZM216 174V172L214 173V175ZM220 174V173H219ZM259 173H257V174H255L256 175V179H258L257 178V175H258ZM13 175V176H14ZM39 175V174H38ZM62 175V174H61ZM81 175V174H80ZM96 175H98V174H96ZM161 175V174H160ZM177 175V176H178ZM191 175V174H190ZM190 175H188V176H190ZM194 175H196V174H194ZM193 175V176H194ZM254 175V174H253ZM260 175H261V177H262V175H264V173L263 174H261V172H260ZM63 176V175H62ZM87 176H89V175H87ZM95 176V175H94ZM94 176H92V180H93V177ZM104 176V175H103ZM113 176H111L112 178H113V180H114V177ZM122 176H123V178H122ZM131 176V178L133 179V178H135V177H137V176H133V174L132 175H130ZM150 176V177H151ZM181 176V175H180ZM184 176H187V174L185 175L184 174ZM205 176V175H204ZM216 176H220V175H216ZM259 176V175H258ZM63 177H65V176H63ZM62 177V178H63ZM83 177V176H82ZM100 177H102L101 175H100ZM107 177V176H106ZM141 177H143V176H141ZM148 177H149V175H148ZM155 177V176H154ZM155 177V178H156ZM159 177H163L162 175L161 176H159ZM182 177V176H181ZM196 177V176H195ZM199 177V176H198ZM201 177H202V175H201ZM200 177V178H201ZM209 178V176H205V179H203L204 180V182L202 183V184H204V183H206V178ZM214 177V176H213ZM260 177V176H259ZM264 177V176H263ZM262 177V178H263ZM3 178V177H2ZM31 178V177H30ZM36 178V177H35ZM66 178V177H65ZM84 178V177H83ZM111 178V179H112ZM115 178V179H116ZM129 179H130V177H128ZM146 178V177H145ZM183 178V177H182ZM199 178V179H200ZM211 178H212V176H211ZM220 178H223L222 176L220 177ZM26 179H27V181H26ZM58 179H59V177H58ZM91 179V178H90ZM95 180H96V177L94 178ZM100 179V178H99ZM103 179H105V177L103 178ZM102 179V180H103ZM110 179V180H111ZM125 179H126V177H125ZM131 179V180H132ZM184 179V178H183ZM185 179H186V177H185ZM213 179V178H212ZM248 179V178H247ZM260 179V178H259ZM264 179V178H263ZM1 180V179H0ZM94 180V181H95ZM112 180V181H113ZM131 180H127V181H130L131 182ZM136 180V179H135ZM147 180V182H152L153 180H154V178H153V180H152V178H151V181H148V179H146ZM150 180V179H149ZM179 180V179H178ZM196 180H197V177H196ZM201 180V179H200ZM203 180H201V181H203ZM206 180V181H205ZM211 180V179H210ZM209 180V181H210ZM215 180V182L213 181V180H211V181H213V183H215L216 184V182L219 180V177H218V179H217V177H216V179H214ZM217 180V181H216ZM251 179H249V181H250ZM255 180V179H254ZM261 180V179H260ZM260 180H258V181H256V183H253V185L254 184H257V183H259V181ZM100 181H101V179H100ZM99 181V182H100ZM111 181V182H112ZM118 181V180H117ZM116 181V182H117ZM121 181V180H120ZM126 181V180H125ZM124 181V182H125ZM142 181H143V179H142ZM181 181V180H180ZM248 182V180H243V182ZM255 181H253V182H255ZM65 182V181H64ZM63 182V183H64ZM76 182V181H75ZM74 182V183H75ZM102 182V181H101ZM104 182H105V180H104ZM130 182H129V184H130ZM145 182V184H146V181H144ZM166 182V181H165ZM199 182V181H198ZM197 182V183H198ZM251 182V181H250ZM250 182H248V184H247V186L249 187L250 186V184L252 183H250ZM1 183V182H0ZM39 183V182H38ZM47 183V182H46ZM77 183V182H76ZM107 184H108V187H109V184H110V186H112L111 184L112 183H108V182H106ZM128 183V182H127ZM127 183L125 182V184L124 185H127ZM132 183V182H131ZM134 183H136L135 181H134ZM148 183V184H149ZM208 183V182H207ZM217 183H219V182H217ZM36 184V183H35ZM40 184V183H39ZM39 184H37V185H39ZM73 184V183H72ZM98 184V183H97ZM99 184H101V183H99ZM98 184V185H99ZM103 184H105V183H103ZM114 184V183H113ZM117 184H118V182H117ZM116 184V185H117ZM119 184H122V183H120L119 182ZM153 183H151V185H152ZM209 184H211V182L209 183ZM220 184V183H219ZM218 184V185H219ZM222 184V183H221ZM220 184V185H221ZM224 184V183H223ZM260 184V183H259ZM4 185V184H3ZM2 185V186H3ZM6 185V184H5ZM44 185V184H43ZM84 185V184H83ZM82 185V186H83ZM150 185V184H149ZM196 185V184H195ZM199 185H201V184H199ZM205 185V184H204ZM203 185V186H204ZM224 185H226L227 187H230L231 186V184H224ZM224 185H222V186H224ZM230 185V186H229ZM232 185H233V183H232ZM244 185H246V184H244ZM1 186V187H2ZM6 186H8V185H6ZM45 186V185H44ZM80 186V185H79ZM81 186V187H82ZM87 186V185H86ZM107 186V185H106ZM106 186H105V188H106ZM120 186V188H121V185H119ZM146 186V185H145ZM202 185L200 186V188H202L203 187ZM213 187H214V184L212 185ZM211 185H210V187H212ZM257 186H258V184H257ZM262 186V185H261ZM0 187V188H1ZM100 187L101 188H103L102 187V185H100ZM107 187V188H108ZM113 187V186H112ZM131 187H134V186H132L131 185ZM141 187V186H140ZM183 187V186H182ZM197 187H199V186H197ZM206 187V186H205ZM205 187H203L204 189H206ZM208 188H210L209 186H207ZM213 187H212V189H213ZM216 187V189H214V190H217V192L219 193V191H221V190H223L224 192H225V190L227 189V187H226V189H223V188H225V186L221 189V186L219 187V189H217L218 188V186H215ZM248 187H246V188H248ZM254 187H256V186H254ZM260 187V186H259ZM262 187H264V185L262 186ZM20 188V189H21ZM31 188V189H30ZM45 188H47V187H45ZM57 188H58V186H57ZM89 188V187H88ZM114 188V187H113ZM123 188H125V187H123V185H122V190H123ZM127 188V187H126ZM150 188V187H149ZM186 188V187H185ZM191 188V187H190ZM190 188H188V189H190ZM232 189H233V191H230V190H228V192L229 193H226L227 192V190H226V192L224 193V195L225 194H227V196L229 197V195L231 194V196H234V195H236V194H234V190H235V192L237 193V188L236 189H234L235 187H234V185H233V187H231ZM231 188H228V189H231ZM245 188V187H244ZM251 188V187H250ZM253 188V187H252ZM8 189V188H7ZM16 189V188H15ZM18 189V188H17ZM23 189H21V190H23ZM43 189V188H42ZM56 189V188H55ZM55 189H54V191H55ZM62 189V188H61ZM76 189V188H75ZM96 189V190H95ZM134 189V188H133ZM132 189V191H133V193H134V190ZM140 189V188H139ZM147 190H148V186H147V188H146ZM187 189V190H188ZM221 189V190H220ZM255 189V188H254ZM257 189H258V187H257ZM260 189H263V188H261L260 187ZM260 189H259V191H257V190H254V191H257V193L259 194L258 196L256 195V194H254L251 190H247L248 192H252L253 193V195H255V196H257V199L259 200L260 199V197L259 196H261L260 194L261 193H259V192H261L260 191ZM48 190V189H47ZM62 190H64V189H62ZM70 190V189H69ZM76 190H78V189H76ZM103 190V189H102ZM107 190H109L110 192H109V195H111L110 193H111V190L112 189H107ZM115 190V189H114ZM120 190V189H119ZM126 190V189H125ZM129 190V189H128ZM131 190V189H130ZM138 190V189H137ZM147 190H144V191H147ZM151 190V189H150ZM150 190H148V191H150ZM183 190V189H182ZM195 190V189H194ZM1 191V190H0ZM12 191H13V189H12ZM36 191H38V190H36ZM49 191V190H48ZM72 192H74L73 190H71ZM81 191V190H80ZM92 191V190H91ZM93 191H97V187H95L94 188V190ZM104 191H105V194H106V196H107V192H106V190L104 189ZM113 191V190H112ZM121 191V190H120ZM139 191L140 190H138V194H139ZM148 191L146 192V194L148 193ZM155 191V190H154ZM153 191V192H154ZM197 191H199V190H197ZM196 191V192H197ZM207 191H211L210 189H207ZM264 191V190H263ZM14 192V191H13ZM40 192V191H39ZM60 191L58 190V192L57 193H59ZM98 192V191H97ZM122 192V191H121ZM126 191H124V192H122V198L124 197L123 196V193H125ZM151 192H152V190H151ZM201 192H203V191H201ZM205 192V191H204ZM213 192V191H212ZM216 192V193H217ZM232 192V193H231ZM15 193V192H14ZM45 193V192H44ZM49 193H50V191H49ZM74 193H77V192H74ZM86 193V192H85ZM88 193V192H87ZM127 193H129V191H127ZM126 193V194H127ZM142 192H140V194H141ZM193 193H195V192H193ZM207 193V192H206ZM206 193H204V194H206ZM38 194V193H37ZM41 193H39V195H40ZM80 194V193H79ZM91 194V193H90ZM97 194H99V193H97ZM96 194V195H97ZM114 194H116V191H115V193H113V195ZM135 194H136V192H135ZM135 194H134V196H135ZM144 194V193H143ZM149 194V193H148ZM208 194V193H207ZM210 194H211V192H210ZM212 194H215V192H213ZM221 194H222V191H221V193L219 194V195H217V197L218 196H221ZM232 194H234V195H232ZM239 194V193H238ZM45 195H47V192H46V194ZM58 196H59V194H57ZM86 196H87V194H85ZM108 195V199H110V197L112 198V196H109ZM119 195H121V193L119 192ZM151 195H154V194H151ZM196 195V194H195ZM200 195V194H199ZM216 195V194H215ZM62 196V195H61ZM64 196V195H63ZM62 196V197H63ZM71 196V195H70ZM76 196H77V194H76ZM76 196H75V198L74 199H76ZM78 196H80V195H78ZM83 196H84V194H83ZM105 196V195H104ZM116 196V195H115ZM130 195H128V197H129ZM141 196V195H140ZM143 196V195H142ZM141 196V197H142ZM144 196H145V194H144ZM147 196V195H146ZM145 196V197H146ZM202 196V195H201ZM204 196V195H203ZM226 195H225V197H227ZM231 196L229 197V198H231ZM35 197H34V199H35ZM46 197V196H45ZM44 197V198H45ZM140 197V198H141ZM145 197L143 198V199H145ZM148 197V196H147ZM146 197V198H147ZM153 197V196H152ZM196 197H197V195H196ZM213 197H215V196H213ZM216 197V198H217ZM224 197V196H223ZM224 197V198H225ZM259 197V198H258ZM42 198H43V195H42ZM59 198V200H60V197H58ZM66 198V197H65ZM82 198H84V197H82ZM100 198H101V195H100ZM120 198V196L118 197V199ZM127 198V197H126ZM131 198V197H130ZM174 198V197H173ZM173 198H171L172 200H173ZM256 198V197H255ZM19 199V198H18ZM33 199V200H34ZM46 199V198H45ZM62 199V198H61ZM64 199V198H63ZM77 199H78V197H77ZM124 199V198H123ZM128 199V198H127ZM132 199V198H131ZM147 199H150V197H148ZM197 199H198V197H197ZM200 199V198H199ZM226 199V198H225ZM256 199V200H257ZM21 200V197H20V199H19V201ZM49 200V199H48ZM47 200V201H48ZM70 200V199H69ZM107 200V199H106ZM111 200V199H110ZM134 200H136L135 198H134ZM133 200V201H134ZM139 200H141V199H139ZM146 200V199H145ZM153 201H155V199H152ZM177 200H179V199H177ZM191 200V199H190ZM196 200V199H195ZM233 200V199H232ZM260 200H262V202H263V206H261L260 205V203H262V202H259ZM257 203L259 204V207L258 206H256V204H255V207H254V203L251 205V206H253V207H250V209H248V210H245L244 212H242L241 210V212L238 210V212L237 211H234L233 209H226V211H223V210H220V211H223V215H224V217L222 216L221 217V219L220 220H217L215 217H214V214H213V212L214 213H216L215 211H216V207L214 208V207H212V206H215L216 204L215 203H212L211 204V210L209 211L210 212V215L213 217H206L205 219H194V220H192L191 219V222H190V227H186V228H179L178 226H180V225H183V226H181V227H184V225L187 223V222H185L184 221V219H185V217H184V214L185 213H183V215L181 216L180 215V219L181 218H183V219H181V221H177V222H175V223H173V224H170L169 223V221H168V216H167V213L166 212H164V213H166V214H164L163 216H162V214L161 213H159L160 212V210L158 211V209H157V211H156V215H154V213H155V210H154V213L153 214H148V215H152L151 217L153 218L154 217V219L156 220V218H157V220H159L158 222H159V224L160 225H157L156 227V229L158 230V233H159V235L161 236V237H158L157 238V236H156V234L157 233H154L155 232V230H152V228L151 227H148V226H150L149 224H150V222H149V224L145 227V224H144V219L142 218V220L140 221V222H142L143 221V223H141V225H140V222L138 221L139 219H138V217H136V220L138 221V227H137V229H139V227H140V229L143 227L142 225L144 224V227L142 228V230L139 232V234H138V236H132L131 237V235H130V237H131V240H132V238H134V246H132L133 244V241H131L132 243H130L131 245H129L128 247L129 248H127V247H125V245L127 244V243H124V242H126L127 241V239H126V236L128 235V233H127V235H125V239H126V241H125V239L124 238H122V237H120V239L122 238L123 239V243H122V239L119 241L118 239H117V237H114V241L112 242V244L114 243L115 244V241H119L120 243H122V248H123V245H124V248H126V250L127 249H129V250H127V251H125V249L123 250L122 249V251H121V249H120V251H118V254H117V256L116 257H114V256H110L111 254H110V252H108V250H106L107 249V245L106 244H104L103 245V247L104 248H106V249H103V250H106L103 254H102V252H103V250H102V252H101V249H99V252H101V253H99L98 254V252H97V255H96V252L94 253V255L96 256H94L93 257V259H94V261L95 262H97V260H95V259H97L99 256L98 255H100V257H102L101 256V254L102 255H104L103 256V258L102 259H104L105 258V260H108L109 262H111L110 260H112V258H114V260H115V262H116V264H117V261L116 260H121L120 262H121V264H264V252H263V250L262 249H264V240H261L260 238H262L263 239V237H264V235L262 234V231H263V233H264V214H263V217H260L259 215L260 214H262V213H264V212H262V211H264V196H263V194H262V197H261V199H260ZM42 201H45L44 199L42 200ZM78 201V200H77ZM82 201V200H81ZM102 202H103V200H101ZM114 201V200H113ZM144 201V200H143ZM150 201V200H149ZM148 201V202H149ZM189 201V200H188ZM209 201H211V200H209ZM46 202V201H45ZM49 202V201H48ZM59 202V201H58ZM61 202V201H60ZM59 202V203H60ZM76 202V201H75ZM83 202V201H82ZM81 202V203H82ZM116 202V201H115ZM123 202V201H122ZM121 202V203H122ZM124 202L126 203V202H128V203H124L123 205H127V204H129V201H126V200H124ZM135 202V201H134ZM133 202V203H134ZM146 202V201H145ZM147 202V203H148ZM151 202V201H150ZM192 202H194V201H191V203H190V206H191V204H192ZM204 201H202L201 203H202V205H200V204H197V202L195 203L196 205H198V207L199 206H201L200 208H204L205 210H207L208 208H210V207H206L205 208V206L206 205H204L203 206V204H205V203H203ZM63 203V202H62ZM91 203H92V201H91ZM90 203V204H91ZM117 203V202H116ZM120 203V202H119ZM160 203V202H159ZM172 203V205L174 206V204H175V206H177V204H178V202H176V201H172L171 202ZM188 203V204H189ZM206 203H208V202H206ZM209 203H211V202H209ZM209 203H208V205L207 206H209ZM71 204H73V203H71ZM111 203H109V201H108V204L107 205H110ZM149 204V203H148ZM151 204H153V203H151ZM155 204V203H154ZM153 204V205H154ZM194 204V203H193ZM235 204V203H234ZM243 204V203H242ZM2 205V204H1ZM60 205V204H59ZM74 205H77V204H74ZM89 205V204H88ZM92 205H93V203H92ZM105 205H106V202H105ZM104 205V206H105ZM106 205V206H107ZM113 205V204H112ZM115 205H118V204H115ZM120 205V204H119ZM153 205H149V206H153ZM159 205V204H158ZM157 205V207H160V205L161 206H163V204H161L160 203V205L158 206ZM228 205L229 206H231V204H229L228 203ZM3 206H4V204H3ZM58 206V205H57ZM79 206H80V204H79ZM85 206V205H84ZM91 206V205H90ZM96 206V205H95ZM103 206V207H104ZM105 206V207H106ZM122 206V205H121ZM120 206V207H121ZM129 205H127L126 207L127 208H125V211L127 212V216H128V218H126V215L124 214L123 215V219H124V216H125V223H124V220H122V218L120 217V219L122 220V224H120V226L122 225V227H125V229L127 228L128 229V226H129V228L131 229V230H128V231H132L133 229V226L131 225H129V224H131V223H129V222H127V221H132V219H134L135 218V216H133L131 219L129 218V215H128V213L131 211V207H128ZM195 206V205H194ZM217 206V205H216ZM77 207V206H76ZM75 207V208H76ZM83 207V206H82ZM87 206H85V208H86ZM100 207V206H99ZM113 207V206H112ZM115 207V206H114ZM118 206H116V209H118L119 211H120V207L119 208H117ZM123 207V208H122ZM121 207V211H122V209H124V206H122ZM164 207V206H163ZM198 207L196 206V207H193V208H195V209H193L192 207H191V209H193V210H196V208L198 209ZM261 207H263L262 209H261ZM84 208V207H83ZM94 208V207H93ZM97 208V207H96ZM108 208V207H107ZM111 208V207H110ZM128 208H130V210L128 209ZM151 208V207H150ZM212 208H213V210H212ZM222 209V206H218V208H217V211H219L218 209ZM233 208V207H232ZM253 208H256V209H253ZM3 209H5L4 207H3ZM62 209V208H61ZM66 209V208H65ZM73 209H74V207H73ZM77 209H79V208H77ZM90 209V208H89ZM190 209V210H191ZM203 209V210H204ZM215 209V210H214ZM238 209V208H237ZM261 211H260V210ZM6 210V209H5ZM25 210V209H24ZM42 210V209H41ZM63 210V209H62ZM68 210V209H67ZM75 210V209H74ZM87 210V209H86ZM91 211H92V209H90ZM118 210H116L117 212H118ZM128 210V211H127ZM151 210V209H150ZM161 210H162V207H161ZM164 210V209H163ZM192 210V211H193ZM255 210V211H254ZM12 211V210H11ZM26 211V210H25ZM43 211V210H42ZM41 211V212H42ZM76 211V210H75ZM83 211V210H82ZM88 211V210H87ZM95 211V210H94ZM103 211V210H102ZM115 211V212H116ZM125 211L123 212V213H125ZM165 211V210H164ZM207 211V212H208ZM211 211H213V212H211ZM219 211V212H220ZM257 211V213H258V211H259V213L260 214H257V213H255ZM4 212V211H3ZM13 213L15 212V211H12ZM21 212V211H20ZM109 212H111V211H109ZM114 212V211H113ZM148 212V211H147ZM152 212V211H151ZM158 212V213H157ZM6 213H7V210H6ZM23 213V212H22ZM46 213V212H45ZM48 213V212H47ZM63 213V212H62ZM79 213H80V211H79ZM87 214H88V212H86ZM100 213V212H99ZM107 213V212H106ZM120 213V212H119ZM131 213V212H130ZM221 213L222 212H220V215H221ZM243 213V217H241L240 215ZM15 214V213H14ZM14 214H12L13 216H15ZM69 214V213H68ZM83 214V213H82ZM85 214V213H84ZM90 214V213H89ZM88 214V215H89ZM113 214V213H112ZM121 214H122V212H121ZM143 214V213H142ZM145 214V213H144ZM160 214V215H159ZM235 214H238L237 215V217L235 218V216L233 217V215H235ZM253 214H257V216H259L258 218L256 217V215H253ZM38 215V214H37ZM54 215V214H53ZM63 215V214H62ZM80 215V214H79ZM93 215H95V213L93 214ZM103 215H104V213H103ZM113 215H115V214H113ZM161 217H159V216ZM216 215V214H215ZM249 217H248V216ZM24 216V215H23ZM26 216V215H25ZM48 216V215H47ZM47 216H45V218L47 217ZM69 216H72V214L71 215H69ZM83 215H81V217H82ZM91 216V215H90ZM89 216V217H90ZM97 216V215H96ZM105 216V215H104ZM116 216V215H115ZM140 216V215H139ZM167 216V217H166ZM244 216H246V217H244ZM262 216V215H261ZM39 217V216H38ZM74 217V216H73ZM100 217V216H99ZM119 217V216H118ZM144 217H148L147 216V214H145V216ZM165 218V219H163V218ZM217 217H218V214H217ZM235 218V219H239L240 217L243 219H241L240 221H236L235 222V220L233 221L232 219L233 218ZM13 218H15V217H13ZM31 218V217H30ZM30 218H27L28 220H26L28 223L29 222H31V220H32V218L30 219ZM77 218V217H76ZM75 218V219H76ZM104 218V217H103ZM140 219H141V216L139 217ZM219 218V217H218ZM5 219V218H4ZM29 219H30V221H29ZM78 219V218H77ZM87 219V221H88V223H89V218H86ZM94 220H95V218H93ZM99 219V218H98ZM97 219V220H98ZM106 220H107V217L105 218ZM112 219V218H111ZM114 219V218H113ZM112 219V220H113ZM127 219V220H126ZM153 219V220H154ZM258 219V220H257ZM2 220V219H1ZM82 220H83V218H82ZM92 220V219H91ZM115 220V219H114ZM121 220L119 221L120 223H121ZM153 220H151L150 219V221H153ZM162 220V221H161ZM197 221V222H194V221ZM232 220V221H231ZM4 222H5V220H3ZM12 221V220H11ZM36 221H39V220H37L36 219ZM52 221V220H51ZM59 221V220H58ZM62 221V220H61ZM73 221V220H72ZM86 221V220H85ZM104 222H105V220H103ZM111 221V220H110ZM137 221H134L133 223H134V226H136L135 225V223L137 222ZM21 222V221H20ZM22 222H25V221H23L22 220ZM45 222V221H44ZM57 222V221H56ZM69 222H70V220H69ZM74 222V221H73ZM100 222H102V221H100ZM113 222V221H112ZM172 222V221H171ZM1 224H2V221L0 222ZM28 223H26V225L28 224ZM38 223V222H37ZM72 223V222H71ZM79 223V222H78ZM96 223V222H95ZM98 223H99V221H98ZM107 223H108V221H107ZM107 223L104 225V227L107 225ZM114 223V222H113ZM112 223V224H113ZM153 224H154V221L152 222ZM151 223V226H154L153 224ZM194 225V226H192L191 227V225L192 224ZM44 224V223H43ZM46 224V223H45ZM64 224V223H63ZM66 224V223H65ZM67 224H68V221H67ZM74 224V223H73ZM79 224H81V222L79 223ZM84 224H86L85 222H84ZM115 224V223H114ZM116 224H118V223H116ZM128 224V225H127ZM137 224V223H136ZM188 224V223H187ZM187 224L185 225V226H187ZM4 225V224H3ZM31 225V224H30ZM50 225H51V223H50ZM57 225V224H56ZM96 225V224H95ZM101 225H103V223L101 224ZM109 226H110V228L109 229H107L108 230V232L110 231V229L111 230H113L112 229V227H111V225L110 224H108ZM124 225V226H123ZM47 226H48V224H47ZM64 226H66V225H64ZM83 224H82V228H83ZM108 226V227H109ZM5 227V226H4ZM43 227V226H42ZM42 227H41V229H42ZM57 227H58V225H57ZM62 226H60V228H61ZM69 227V226H68ZM71 227V226H70ZM78 227V226H77ZM87 227V226H86ZM107 227V228H108ZM29 228V227H28ZM27 228V229H28ZM34 228V227H33ZM88 228H90V227H88ZM102 228V227H101ZM114 228V227H113ZM116 228V227H115ZM150 229L151 228V230H146V229ZM40 229V228H39ZM40 229V230H41ZM53 229H55L54 227H53ZM58 229V228H57ZM56 229V230H57ZM87 229V228H86ZM105 229V228H104ZM127 229H126V231H127ZM5 230V229H4ZM30 230V229H29ZM40 230H38V229H32V230H30V232H29V234H30V236H28V237H30V239L32 240V243H31V245L33 244V243H37V242H39V243H37L38 244V248H37V257H36V259H37V261H35L33 258H31L30 256H29V254H28V256H29V258H28V260L31 258V259H33L32 261H30V262H28V260H27V264H29V263H32V264H36V262H37V264H76L77 262H74L73 260H75L74 258V254H73V252L75 253V255H77L76 253H80V251H82V249H80V250H78V249H76V251H78V252H76V251H74L73 250V248H72V250L70 249V248H68V246L67 245H63V247H62V249H61V247H59L60 249H58V247H56V246H54L53 244H48V243H46V242H42V241H44L43 240V238H44V236L45 235H43V233H41V231ZM48 230V229H47ZM51 230V229H50ZM49 230V231H50ZM66 230V229H65ZM81 230V229H80ZM83 230V229H82ZM95 230V229H94ZM121 230V229H120ZM124 230V229H123ZM122 230V231H123ZM84 231V230H83ZM91 231V230H90ZM103 230H101V232H102ZM118 231H119V229H118ZM25 232V231H24ZM27 232H28V230H27ZM64 232V231H63ZM66 232V231H65ZM78 232V231H77ZM95 232V231H94ZM100 232V231H99ZM100 232V233H101ZM105 232H106V230H105ZM113 231H110L109 233H111V234H113L112 233ZM0 233H2V232H0ZM4 233V232H3ZM2 233V234H3ZM73 233V232H72ZM82 233V232H81ZM85 233V232H84ZM104 233V231L102 232V234ZM120 236H124L123 235V233H121V231L120 232H117ZM116 233V234H117ZM28 234V233H27ZM59 234H61L60 232H59ZM105 234V233H104ZM103 234V235H104ZM106 234H108V233H106ZM115 234V235H116ZM130 234H133L132 232L130 233ZM257 234H262V235H258V236H256ZM24 235V234H23ZM49 235V234H48ZM52 235H54V234H52ZM66 235V234H65ZM74 235V234H73ZM95 235H97V234H95ZM95 235H93L92 234V237L93 236H95ZM109 235V234H108ZM154 235L156 236L155 238H154ZM3 235H1L0 236V241L2 242L1 244H3V241H4V239L6 240V238L4 237H2ZM4 236H6V234L4 233ZM9 236V235H8ZM8 236H6L7 238H8ZM46 236H47V234H46ZM46 236H45V238H46ZM50 236V235H49ZM55 236H57L56 234L54 235V237ZM61 236V235H60ZM77 235H75V237H76ZM104 236H106V235H104ZM117 236V235H116ZM1 237H2V239H1ZM51 237V236H50ZM66 237H67V235H66ZM78 237V236H77ZM80 237V236H79ZM89 237V236H88ZM97 237V236H96ZM95 237V238H96ZM99 237V236H98ZM107 237H110V236H107ZM111 237H113V236H111ZM119 237V236H118ZM25 239H26V241H27V238L26 237H24ZM49 237H47V239H48ZM68 238V237H67ZM101 238V237H100ZM128 238V237H127ZM9 239V238H8ZM53 239V238H52ZM63 239V238H62ZM70 239V238H69ZM73 241H78V240H74L73 238H71ZM92 239V238H91ZM24 240V239H23ZM57 240V239H56ZM67 240V239H66ZM108 240H110V239H108ZM129 240V239H128ZM136 240V241H135ZM11 241V240H10ZM9 241V242H10ZM25 241V240H24ZM83 241H86V239L84 240L83 239ZM95 242V240H91V241H89V242ZM102 241V240H101ZM130 241V240H129ZM58 242V241H57ZM67 242V241H66ZM93 242V243H94ZM128 242V241H127ZM4 243H5V241H4ZM50 243V242H49ZM77 243V242H76ZM80 243V241L78 242V244ZM84 243H86V242H84ZM93 243H92V245H93ZM98 243V242H97ZM120 243H118V242H116V244H120ZM129 243V242H128ZM8 244V243H7ZM22 244H25V243H22ZM36 244V245H37ZM55 244V243H54ZM65 244V243H64ZM67 244V243H66ZM101 244V243H100ZM113 244V245H114ZM194 245V248H193V252H189V250H190V247L192 246L193 247V245ZM5 245V244H4ZM35 245V244H34ZM80 245V244H79ZM84 245V244H83ZM106 245V246H105ZM128 245V244H127ZM126 245V246H127ZM210 245H211V247H210ZM1 246V245H0ZM8 246V245H7ZM25 246V245H24ZM94 246V245H93ZM96 246V245H95ZM98 246V245H97ZM100 246V245H99ZM102 246V245H101ZM99 247V248H103V247ZM116 246V245H115ZM130 246H132V249H130L131 247ZM5 247V246H4ZM4 247H1V248H4ZM29 247H33V246H29ZM35 247V246H34ZM33 247V248H34ZM83 247V246H82ZM119 247V245H117L116 246V248H118ZM120 247H121V244H120ZM214 247H215V249L216 248H218V249H216L217 251L219 250V249H221V251L219 252L218 251V253H217V251H214V250H210V248L211 249H214ZM262 248V249H260V248ZM90 248H91V250H92V247H87V251H88V249L90 250ZM255 248H259L258 250H259V252H263L262 253V255H261V253L260 254H258V250H257V253H255L254 252V250H255ZM6 249V248H5ZM10 249V248H9ZM94 249H96V248H94ZM98 249V248H97ZM18 250V249H17ZM22 250H24V248H22ZM30 250V249H29ZM28 250V248H27V250L26 251H29ZM91 250H90V252H91ZM255 250V251H256ZM0 251H2V249H0ZM4 251V250H3ZM6 251H7V249H6ZM5 251V252H6ZM14 251V250H13ZM25 251V250H24ZM25 251V252H26ZM34 251V250H33ZM95 251H97V250H95ZM251 251V252H250ZM11 252H12V250H11ZM21 253H22V251H20ZM29 252H31V251H29ZM72 252V253H71ZM116 253H117V250L115 251ZM119 252H122V253H119ZM0 253H2V252H0ZM15 253V252H14ZM35 253V252H34ZM78 253V254H79ZM83 253V252H82ZM82 253H80V255L82 256ZM109 253V254H108ZM252 253H253V255H252ZM71 254H73L72 256H71ZM87 254V253H86ZM89 254V253H88ZM108 254V256H106ZM115 254V253H114ZM123 254V255H122ZM259 255V256H255V255ZM1 255V254H0ZM8 255V254H7ZM10 255V254H9ZM31 255V254H30ZM34 255H36V254H34ZM80 255H78L77 257H80ZM112 255H113V252H112ZM14 256V255H13ZM70 256L72 257V258H70ZM86 256V255H85ZM89 256V255H88ZM98 256V257H97ZM8 257V256H7ZM16 257H17V255H16ZM33 257V256H32ZM68 258V260H64V259H67ZM82 258H83V256L81 257V259L80 260H82ZM116 258V259H115ZM73 259V260H72ZM77 259V258H76ZM98 259H100V258H98ZM19 261H20V258H19ZM34 261H35V263H34ZM68 261V262H67ZM90 261H92V260H90ZM90 261H89V263H90ZM114 262V261H113ZM92 263V262H91ZM25 264H26V262H25ZM87 264H88V262H87ZM97 264H98V262H97ZM110 264H112V263H110ZM118 264H120L119 262H118Z\"/></svg>",
	"mask_w": 264,
	"mask_h": 264
}]
</instances>
